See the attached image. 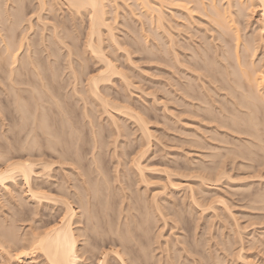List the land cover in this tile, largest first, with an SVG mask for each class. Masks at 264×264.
<instances>
[{"label":"bare ground","instance_id":"obj_1","mask_svg":"<svg viewBox=\"0 0 264 264\" xmlns=\"http://www.w3.org/2000/svg\"><path fill=\"white\" fill-rule=\"evenodd\" d=\"M11 1V0H10ZM13 2H14V0H12ZM61 1V3H63L65 6H66V9H68V11H69V13H70V15H74V14H78V13H82V14H86L87 15V17H88V24H87V29H86V36H85V38H86V46L87 47H89V50H90V53L92 52V54L93 55H95V56H97V58L100 60V61H102L103 62V64H104V67H103V69L102 70H100L98 73H96L95 75H92V76H86V78H85V86H84V83H83V86H84V88L82 87V90L84 89L85 91H82V90H80L79 88H78V84H79V82H81V81H79L82 77H80V75L82 74V72L81 71H79L78 72V69H80V66H78V64L77 63H74L73 62V59H75V61L76 60H79V59H77V57L78 56H75V54H77L76 52H75V49L74 48H72V46L69 44V42L67 43L64 39H68L69 37H72V35L70 34V32H68V33H66V34H64V32L62 33L63 35H60L61 34V32H60V30L58 31L57 30V28L54 26V27H51L50 28V30H51V32H53V33H51V35L50 34H48V36L46 35V34H44L46 37H49L50 38V40H54V38L56 39V41L57 42H51L50 40H49V38H46V40H44V39H42L41 38V40L39 41H37L39 44H40V42H42L43 40L44 41H46V42H50V44H49V42L47 43V44H49V45H47L46 43H45V48H44V43H42L43 45H41V47H43L45 50L47 49V57L44 55V58H46L45 60H47V62L45 61V64H43L42 62L44 61V58L42 57V55H40V53L41 54H43L42 53V48L41 47H39V48H37L36 50H35V48H36V46L38 45V43H36V45L34 44V48L32 47L31 48V46L33 45V43H32V41L31 42H29L28 41V36L26 35V34H24L23 35V37H22V32H23V30H24V26H22V28H21V30H22V32H20V31H18V30H20V29H18L19 27V25L21 24L22 25V21L23 20H25L24 19V16L23 15H20L19 14V12H20V10H21V7L18 9V7H17V9L19 10V11H17V12H14V11H12V9H14V5H12V3L13 2H11V4H9V3H6V0L5 1H3L2 3H1V1H0V86H1V84H2V86L4 87H0L1 88V92H0V95H2L3 93H4V95H2V96H4L5 97V100H3L2 98H1V96H0V102H1V105H0V110H1V112H0V132L1 133H7L8 134V132H11V131H15L14 133L12 132V135L11 136H14V137H11V138H17V137H20V134L22 133V132H24L23 134H22V136H23V140L25 141L24 142V144H23V140L21 139V141H18V140H20V138L17 140L18 141V144H20L19 146L18 145H16V146H18V148H19V150H20V148H21V150L22 149H24V150H22V151H24V152H26L27 151V156L23 153V154H20V153H17L19 150L18 149H16L15 151H16V153L13 151H10V152H6V153H2V152H4V150L1 152L2 154H3V156H2V159H1V161H0V186H2V187H7L8 189H9V187H10V191H13V193L11 192V198H14L15 196H19L20 195V193H19V190H20V188H23V191L22 190H20L21 192H24V193H22V194H24L23 195V197H25V200L26 201H28V200H31L33 203H35V205H36V203H38L39 205H37V206H44L43 205V203H45L46 202V200H50L51 202L53 201L54 203H59L60 205L58 206L57 204V206H58V208H57V213H58V216L56 215V217H58V218H55V219H53L52 217V221H50L49 219L47 220V218L49 217V216H45L46 217V219H45V221H44V219H43V214H41L40 216L42 217V219H43V221L44 222H42L40 219H38L39 221H41L42 222V224H39V226H37V224L36 225H32V230H31V232L30 233H28L27 235L24 233V235L21 233V234H19V233H17L18 232V230L17 231H15V227H16V225H14V223H16V221L18 220L19 221V218H20V220H21V218H22V216H20L19 218L17 217V215H15V214H18V213H21L20 211H18V213H15V214H13V213H11V214H6L5 216H4V214H3V216L4 217H2L1 216V213H0V256H2L3 258L6 256L9 260H11L12 262H14L15 264H26L25 262H27L28 264H34V263H30L31 261H33L34 260V262H35V259L38 257L39 258V256H40V258H39V260H38V262H37V260H36V262H35V264H80V263H82V262H80L79 263V261L81 260L82 261V256L85 254L84 253V251L86 252V250L89 252V251H92V249L93 248H90V250H88V249H86V247L85 246H82V244L84 245V243H85V241L84 240H88L87 238L91 235H93L94 236V234H98V231L100 230H97V228H98V226H99V224H100V228H101V226L103 225L102 223H98L97 224V220L98 219H96V215L98 216H100L101 215V213L102 212H95V211H98L99 210V208L100 207H98V206H100L99 204L101 203V204H105V206L103 205H101V207H102V210L105 212L106 210H107V212H108V210H109V212L111 211V215L112 214H114V219H115V221L114 220H112L113 219V217L112 216H109L108 214H110V213H105V216H106V214L110 217V221H109V218H107L106 217V220L105 221H107L106 223H108V224H106V226H107V228L109 227V229H107L108 231H109V233L108 232H106L107 230H105V234H103L104 232H101L102 230H103V227L105 226V224L103 225V227H102V229L100 230V232L99 233H101V234H103L105 237L107 236L106 235V233H108L109 234V237H108V239L110 238V240H108L107 238V240L106 239H104V240H106V243H107V241H108V245H110L106 250H105V248H104V251H102V252H100L101 251V249H98V250H100L99 252L98 251H96V250H94V251H96V254L97 253H99V257L97 258L98 260L95 262V264H111V263H109L108 262V255L109 254H111V256H113L114 258H112V259H114V262H115V264H224V260L226 261V259H229V257L228 258H226V256H229L230 254L232 255L234 252H235V250H234V252H231V253H229L230 252V250L232 249V248H230V247H232V242L234 241H232L231 243H229L230 244V246H228L227 247V245H226V248H225V251L223 252L222 251V249H217V250H220L221 252H216L215 250V252L217 253H215V254H213V253H211L210 252V254L212 255V256H210V254H208V252L205 254L204 252H206V251H204V240L203 241H201V244H200V240H198V237H196V234L194 233H192L191 234V232H194V231H196V230H188L190 233H188L187 235L185 234V233H187V232H183L182 233V237L181 238H178L176 235H175V232H174V235L176 236V238H174L173 239V242H172V240H168V238L167 239H165L166 237H169V236H166L165 234V236H163V232H162V227H164V226H169V227H171L170 229H172L174 226L175 227H177L176 225H177V223L180 221V222H182L183 220H186L185 219V216L187 215H185L184 217H183V214L184 213H182L181 212V210H180V212L182 213V214H180V212L178 211V212H176V211H172V208L171 207H169L170 209H171V211L172 212H170V209L167 207V206H169L168 204L169 203H166L165 201V203L162 201L161 203V205H160V201L158 202V200L160 199H155L154 197H155V195L154 194H152V193H155V192H152L151 194H150V196L151 195H153V196H151V198L153 197V199H152V202L150 201V203H148V200L145 202V200L146 199H143V197L141 198V195H140V197L137 199V201H136V195H135V199L134 200H131V199H133L132 197L129 199V196H131L130 194H129V192H132L131 190H130V187H129V189H127L129 192H127L128 194H124V191H126L125 190V188H127L128 186H130L131 184H132V182L131 181H128V182H131V184H128V182H127V184H128V186L126 187L125 186V188H124V186H122L121 185V182L123 181L122 179H125V178H123L122 177V179H120L121 180V182L120 183H118V182H116L114 179H116L117 177L119 178V176H120V171L117 173V170H118V166L115 168L116 169V173L118 174H116V173H114V174H116L117 175V177L116 178H114L116 175H114L113 176V180L112 181H114V184L113 185H115V183L116 184H118L119 185V188H118V186H117V190L118 189H120V190H122V191H119V193H120V195H121V193H122V198L121 197H119V199L118 200H120V201H118V200H116L117 198H114V196H112V200H116L117 201V204H115L114 206V208H112L111 209V207H113V203L114 202H112V200L110 199V196L109 195H111V194H109V193H111L112 192V190L116 187H114L113 188V186H111L112 187V190H110L109 189V186H110V184L112 185V183L111 182H109L110 181V175H109V177H108V174L110 173V172H108L107 173V171H105L106 169H104L105 168V166L103 167V169H104V171L105 172H101V167L102 166H100L103 162H101V161H99V162H97L98 160H97V156L96 155H98V153H92V155H91V160H89V164H91L92 165V163H94V165L93 166H95V164H96V168H94V169H96L97 170V172L98 173H100V174H98L97 172H95L96 173V175H101L102 176V181L100 180V182H99V180H98V178L96 179L95 177H94V179L95 180H92V178H93V176H95V174H94V170L92 171L93 173H90V171H91V167H90V165H89V169H86L87 167H84L85 168V170H84V172H83V169L84 168H82V163H81V167H80V170H82V172H83V176L79 173V174H77V175H81V176H77V175H75L76 177H81V178H83V180L82 181H80V180H78V181H80V182H78V184L79 183H82V184H79L80 186H78L77 185V182L75 183V181H77V180H75V179H73V181H72V178H71V184H67L66 185V187H64V185H63V183H60V182H62V180L63 179H65L64 181H66V177L65 178H63L62 180H60V182H59V184L56 186L54 183V185H55V187H57V188H55V190H57V193L56 194H53V193H51V191L52 190H54V188H52L51 187V182H50V184L48 185L47 184V186H45L46 184L45 183H47V182H49V181H47V182H45L44 183V181H45V179H44V181H39V180H42V179H39V180H37V177H35L36 179H34L33 180V173H34V166L37 164L36 163V161L38 160V162L40 161L41 162V160H39L40 159V157H37L35 160V162L32 160H30V156H31V149H35V146L34 145H36V147L38 146L39 147V143L38 142H36L37 140H34L35 138H37V136L38 135H42L45 139H43L42 137V139L43 140H45L46 142H47V144H48V147H51V148H56L55 147V145L57 144L58 145V143H61V147L60 148H58V149H55V150H59L58 152L60 153L59 154V157L61 158V159H64V160H70L71 161V163H72V161L74 162V164L72 165V166H74L75 164H76V166H77V164H78V166H80V163H78V162H81V160L79 161V160H77L78 159V152H77V150H76V148H77V143L79 142V141H74V139H79V138H77L78 137V135L81 133L80 131L81 130H79L78 128H75V127H77L78 126V124L79 123H81V120L79 121V123L76 121V123H78L77 125H75V118H74V120H73V118L72 119H70L71 121H73V123L71 122V124H69L70 123V121H68L67 123H65L66 122V120H67V118L69 117V115L71 114V113H69V114H67V115H65L64 113H62V111L64 112V108H65V106H66V104H67V102H66V104H64L65 106H64V108H63V103H61V98L58 96L59 94H60V90L58 89V86H54V83H52V82H55V80H57V78H56V76H57V71H59V69H58V63L57 62H59L60 60L59 59H57V57H59L58 56V54L60 53L59 52V50H61L62 49V45H64V47L63 48H65V50H66V48H67V60H66V62H68L67 64H65L64 63V65H67V68L66 69H68V67H69V69H70V72H68V74L70 73V77L71 78H68V79H70L71 81L70 82H67L68 83V85L71 87V89H70V93H71V95H70V93L69 92H67V93H69V95L72 97V98H74V99H72V98H70V99H72L73 101H72V104L74 105H76V98L78 97L77 95L78 94H80V92H81V94H86L84 97L82 96V98H84V99H86V96H87V94H88V96H87V99H88V97H93L94 99H96V101L97 102H99L98 104H96V105H98V107H101L102 108V106H103V109L102 110H99L100 112H102L103 110L105 111V112H103L104 114H108L107 116H111L110 118H112V117H114V116H116V113L118 114V115H120V114H122V115H126L127 117H129V119L130 118H132L133 120H134V123L137 125H135L139 130H141L140 131V133H142V136H143V138L147 141V143L149 144V142H148V140H149V137H150V139H151V134H153V133H150L149 131L151 130H149L148 128H147V126L146 125H148L147 124V122L149 123V119L147 120V122L145 121L146 119H147V117H145L146 119L144 120V118L142 117V116H139L138 114H137V111H138V109H137V111H133L130 107L131 106H129V104L128 105H125V104H127L128 102H127V100H126V102L127 103H125V102H123L124 100L122 99V98H125L126 99V97H121V100H123L122 101V104L120 103H116L115 104V101H113L114 103H112V101L111 100H108V98H106L105 96L107 95V91H104V92H106V94L105 93H103V94H105V96H103L102 95V91H100V84L103 82V81H106V82H110V77H111V74H115V72L118 70H115V65H114V63L112 62V60L108 57V54H106V52H105V50H104V48H103V46H101L102 44V42H103V36H102V31H104V30H102L103 28L102 27H104L105 28V30H106V32H107V29H108V27H110L109 26V24L108 23H106L107 21L106 20H108V19H106V17H105V8H104V1L105 0H60ZM110 1H112V0H110ZM109 1V2H110ZM114 1V0H113ZM112 1V2H113ZM116 1V0H115ZM114 1V2H115ZM137 1V3L138 4H140V5H142L141 7L143 8H147L146 9V11H144V14H145V12H146V14L148 13V10L150 9V11H156L157 13H158V16H157V18H155L157 21H158V25H159V22H161L160 21V19H161V15H160V13H161V11H160V8L159 7H157L158 5H160V4H156V3H154V4H152V1L151 0H136ZM160 0H157V2H159ZM165 0H162V3H167L166 4V6L167 5H171V4H173L174 6L175 5H179L181 8H187L188 9V7H187V5H186V3H189V1L190 2H192V0H172L170 3L169 2H164ZM177 1V2H176ZM185 2V3H183V2ZM207 1V0H206ZM219 1V0H218ZM218 1H216V0H208V2H205V0L203 1V0H193V2H194V4L196 5H194L195 7H196V10H194V11H197V8H198V10H202V7L204 8L203 9V11H204V13H206V15H208V18L207 19H209L210 18V20H213L212 22L210 21V20H208V22L210 21L211 23H215V24H211V25H214V27L216 28L217 27V29L219 28L220 30H219V32H217L216 34L219 36V40H221V42H224V45L222 46V47H220V50H219V47L218 46H216L217 47V49L219 50V52H221V53H217L218 54V59H216V56H215V54H214V52H212V50H211V52L213 53V56H215L213 59L211 58V59H209V56L211 57V54L209 53V50L211 49V48H203L204 49V52H203V54H205L204 56H208L207 58H205L206 59V61H204V62H206V64H204V62L202 61L201 63L203 64V68H204V70L208 73L207 74V76H209V78L207 77V76H205V74H206V72L205 73H202L203 71H199L200 69H198V70H195L196 72H197V75H198V71L200 72V73H202V75L204 74V76H205V78L204 79H206L205 80V82L207 81V89H209V86H208V84H210V83H213V82H215V83H218L217 85V87L218 88H216V87H214L215 86V83H213L214 85H212V88H211V86H210V91H204V95H203V98H202V95H201V97L199 98V97H197V96H199V92L197 93V95H195V96H193V93L194 94H196L195 93V91H197V89H196V86H195V84H194V86L193 87H195V89L196 90H194L193 89V93H192V95H191V92L192 91H190L189 89H191L192 88V86L189 84V85H187L188 87H189V89H185V91L182 89V87H181V91H183L184 93L187 91V90H189L190 91V95H189V91H188V99H189V97H191V96H193V97H195V98H198V100L200 99L201 100V103H199L200 104V106H202L203 104V102H204V107H200L201 109H204V112H203V110H202V112H203V114H204V119L206 120V121H208V120H211L212 122L213 121H215V122H213V129H211L212 131H209L210 129V127L209 128H206V130H205V132H209L208 133V136H204L205 138H206V140L207 141H205L204 140V145H202V146H204V149H205V151L208 149V151L207 152H205L204 151V159L205 158H207V159H211V163L212 164H210V165H208V163H204V174L201 172L200 174H202V175H204V179L203 178H201L200 176V174H197L196 173V178H199L200 177V180L202 181V182H204V181H212V183L213 182H216V185H217V182H220L221 181V179H223L222 177H225V175L227 176V173L229 172V171H227L226 170V168H225V160H224V158H223V160H214L213 158H216L218 155L220 156V155H224V154H228L229 153V155L232 157V158H230V162L231 161H235L236 162V160L235 159H237L236 157H240L241 158V160H239L240 162L238 163V165L240 164L242 167H249L251 164H252V161L253 162H256V161H254V160H257V163H258V161L260 160V158L262 159L261 160V162L263 161V156H264V104L263 105H261L263 102H264V100H262L263 98V96H262V94L261 95H259L260 94V91L261 92H264V83L262 82V79H264V50H262V54H260L259 56L260 57H258L259 58V60H258V58H257V60H258V63H254L255 62V60H254V62L251 64V66L249 67V64L247 63V61H249V60H247V61H245L244 60V58H245V53L244 52H249L250 54V56H252V54H253V56H254V53L256 52V46H254V45H256L255 43V41H253V42H255L254 44H253V42H251L250 41V37L252 36V34H251V36L249 35V37H248V35H246V37L245 38H247L246 40H242V45H241V47H240V43H239V37L241 36H239L238 35V32L240 33V31H237V29L236 28H238V27H236L235 28V21L233 22V20H235L236 18H238V17H236V15H235V13L237 14L238 13V15H239V12H240V10L243 12V11H245V10H247V9H249V7L250 6H248L247 5V2L251 5V6H253L252 4L254 3V1L253 0H246V3H243L244 1H238V0H236V1H238L239 3H240V6L242 5V4H245L244 6H248V8L246 9L245 8V10H243L242 8H240L239 6H237V5H235V4H233V0H225V2L223 3V4H221V2H222V0H221V2L219 1V4H218ZM224 1V0H223ZM235 1V2H236ZM252 1H253V3H252ZM16 2H18V0L16 1ZM38 2H39V12H38V19L39 20H41L39 17H40V14H41V11H42V9L43 8H45V1L44 0H38ZM107 2V1H106ZM154 2V1H153ZM175 4H174V3ZM193 2L191 3V4H193ZM217 2V3H216ZM108 3V2H107ZM160 3H161V1H160ZM161 3V4H162ZM242 3V4H241ZM137 4V5H138ZM157 6H156V5ZM199 4V5H198ZM226 4V5H225ZM236 4H238V3H236ZM135 5V4H134ZM224 5V6H223ZM232 5H235V7L237 6V7H239V12H237L236 11V9H235V11H234V15H235V19H232V18H234L233 16H232V12H231V10H230V8L232 7ZM255 5L257 6V7H260L259 8V10H260V14L258 15L259 16V30H261V31H263L264 30V0H255ZM162 6V5H161ZM160 6V7H161ZM172 6V5H171ZM177 6H175V7H177ZM178 6V7H179ZM194 6H192V7H194ZM199 6V7H198ZM202 6V7H201ZM221 8H220V7ZM106 7V6H105ZM140 9H141V7L140 6H138ZM164 7V6H163ZM162 7V8H163ZM170 7V6H169ZM192 7H190V9L192 8ZM234 7V6H233ZM242 7H243V5H242ZM255 7V6H254ZM161 8V9H162ZM201 8V9H200ZM244 8V7H243ZM16 9V8H15ZM165 9V8H164ZM170 9V8H169ZM187 9H186V11H187ZM190 9H188V10H190ZM238 9V8H237ZM144 10V9H143ZM166 10H168L167 8H166ZM163 11V10H162ZM169 11H172V10H169ZM168 11V12H169ZM203 11H202V14H203ZM165 12V11H164ZM247 12V11H246ZM22 13V12H21ZM143 13V12H142ZM191 13V12H190ZM79 14V15H80ZM145 14V15H146ZM150 14H151V12H150ZM164 14H166V12L164 13ZM241 14V16H243V15H245V14H243L242 15V13H240ZM107 15H108V12H107ZM106 15V16H107ZM203 15H205V14H203ZM205 15V16H206ZM209 15H210V17H209ZM75 16V15H74ZM73 16V17H74ZM148 16V15H147ZM150 16V15H149ZM148 16V17H149ZM246 16V15H245ZM42 17V16H41ZM207 17V16H206ZM43 19V18H42ZM150 19H152V16H150ZM27 20H29V19H27ZM38 20V21H39ZM238 20H240V19H238ZM238 20H236V21H238ZM30 21V20H29ZM28 21V22H29ZM86 21V22H87ZM151 21V20H150ZM156 21V22H157ZM40 22H42V21H40ZM153 22V21H152ZM155 22V23H156ZM163 23H164V21H163ZM237 23H239V22H237ZM40 24H42V23H40ZM31 25V24H30ZM42 25H44V23L42 24ZM57 25V24H56ZM60 25H62L61 23H60ZM59 25V26H60ZM155 25V24H154ZM156 25H157V23H156ZM107 26V27H106ZM161 26V25H160ZM159 26V27H160ZM236 26H237V24H236ZM18 27V28H17ZM28 27V26H27ZM26 27V28H27ZM58 27V26H57ZM162 27H164V26H162ZM29 28H31V27H29ZM28 28V29H29ZM157 28H158V26H157ZM211 28H213V27H211ZM15 29H18L17 30V32H19V33H21V37L23 38V40L25 39V41H24V43H22V40H21V42H19V43H16L15 44V41L13 40V33H14V31H15ZM27 29V30H28ZM53 29V30H52ZM110 29V28H109ZM241 29V28H240ZM44 30V29H43ZM42 30V31H43ZM111 30V29H110ZM161 30H163V29H161ZM160 30V31H161ZM216 30V29H215ZM215 30H214V32H215ZM57 31H58V33H60V34H58L57 33ZM109 31V30H108ZM164 31H165V33H166V29H165V27H164ZM168 31V30H167ZM261 31H259V32H261ZM26 32V31H25ZM105 32V31H104ZM162 32V31H161ZM11 33V34H10ZM18 33V34H19ZM160 33V32H159ZM164 33V32H163ZM164 33V34H165ZM230 33H231V36H229L230 35ZM157 34V33H156ZM167 34H169V33H167ZM225 34L227 35V36H229V37H231V39H232V37H233V41H234V43H233V41H231V39H228V40H230L231 42L228 44V45H230V46H232V47H230V46H226V47H224L225 46V44L227 43V41H226V37H225ZM256 34V33H255ZM17 35V34H16ZM42 35V32H41V34H40V36ZM52 35H54V37H53V39H51L52 37ZM71 35V36H70ZM104 35V34H103ZM109 35V34H108ZM112 35L113 34H111V35H109L110 36V41L111 40H115L114 39V37L112 38ZM166 35V34H165ZM174 34H172V36H173ZM257 35V34H256ZM255 35V38L254 39H256V36ZM67 36V37H66ZM108 36V37H109ZM157 36V35H156ZM155 35H154V37H156ZM160 36H161V33H160ZM159 35H158V37H160ZM169 36H171V35H167V37H169ZM218 36H216V38L218 37ZM254 36V35H253ZM258 36L259 37H257L258 39L257 40H261V38H263L264 39V34H258ZM15 37H18V36H15ZM14 37V38H15ZM41 37H44L43 35L41 36ZM66 37V38H65ZM164 37V36H163ZM201 37V36H200ZM200 37H199V40H200ZM215 37V36H214ZM213 37V38H214ZM225 37V38H224ZM229 37H227V38H229ZM243 37V38H244ZM261 37V38H260ZM74 38V37H73ZM73 38H70L71 40H74ZM112 38V39H111ZM136 38H137V36H136ZM161 38V37H160ZM160 38L159 39H157V37H156V40L158 41V40H160ZM202 38V37H201ZM204 38V37H203ZM202 38V39H203ZM249 38V39H248ZM17 39V38H16ZM21 39V38H20ZM58 39V40H57ZM109 39V38H108ZM163 39V38H162ZM169 39H172V37H170ZM251 39H253V38H251ZM253 39V40H254ZM14 41V43H13V41ZM30 40V39H29ZM31 40H33V39H31ZM166 41V39H163V41ZM204 40V39H203ZM202 40V41H203ZM208 39H205L203 42H205L206 43V41H207ZM213 40H216L215 38L213 39ZM218 40V41H219ZM248 40V41H247ZM17 41H20V40H18L17 39ZM16 41V42H17ZM135 41H136V39H135ZM137 41H138V39H137ZM136 41V42H137ZM156 41V42H157ZM161 41V40H160ZM159 41V42H160ZM164 41V43H166ZM174 41V36H173V40L171 41V44H173V45H175L174 43L175 42H173ZM209 41H210V39H209ZM262 41H264V40H262ZM67 44H66V43ZM71 42V41H70ZM155 42V43H156ZM168 42V41H167ZM180 42H184V41H180ZM186 42V41H185ZM250 42V43H249ZM259 42V41H258ZM34 43H35V41H34ZM55 43H57V45H59L58 47H56V48H59V49H54L55 48V46H56V44ZM71 43H73V42H71ZM111 43V45H113V43H112V41L110 42ZM162 44L160 45V46H162V45H164V47L165 46H168V45H166V44H163V42H161ZM188 43V42H187ZM189 43H191V42H189ZM202 43V42H201ZM204 43V44H205ZM211 43V42H210ZM209 43V44H210ZM253 45H252V44ZM22 44H24V47L26 46V49H25V52H24V49L22 50V52H24L23 53V55L22 54H18V51L21 49V46H22ZM158 44V43H157ZM167 44H169V42L167 43ZM171 44H169V46L171 45ZM182 44V43H181ZM193 44V43H192ZM192 44H190V45H192ZM194 44H196V43H194ZM204 44H202V46L204 45ZM258 44H260V43H258ZM257 44V45H258ZM264 44V43H263ZM62 47H61V46ZM70 45V46H69ZM72 45H74V44H72ZM188 45V46H187ZM185 44L184 45V47L186 48V46H187V49L189 48V50H190V54L192 55V56H194L196 59H197V57H200V55L199 56H197L195 53H194V50L193 49H190L191 48V46L189 47V44ZM211 45V44H210ZM209 45V46H210ZM219 45V44H218ZM51 46L53 47V48H51ZM75 46V45H74ZM172 46V45H171ZM170 46V47H171ZM208 46V43H207V45H206V47H209ZM214 46H215V44H214ZM60 47H61V49H60ZM86 47V48H87ZM159 46L157 45V48H158ZM169 47V48H170ZM175 47V46H174ZM184 47H183V49H184ZM196 47H200V44L198 45V41H197V46ZM195 46H194V49L196 48ZM210 47H212V46H210ZM142 47H140V49H141ZM166 48V47H165ZM165 48H162L163 50L165 49ZM168 48V47H167ZM166 48V49H167ZM172 48V47H171ZM171 48L169 49V52H170V50H171ZM192 48H193V46H192ZM241 48V49H240ZM258 48V47H257ZM264 48V47H263ZM43 49V52L45 53V50ZM76 49H77V46H76ZM127 49V48H126ZM126 49H124V50H126ZM137 49V48H136ZM139 49V48H138ZM173 49V48H172ZM176 49V48H175ZM203 49H201V48H199V49H197V50H199V52H200V50H203ZM206 49H209L208 50V53L210 54V55H208V53L207 52H205V50ZM213 49H215L216 50V48H214L213 47ZM40 50H41V52H40ZM57 50H58V52L59 53H57ZM142 50H144V48L142 49ZM191 50H193V53H191ZM21 52V51H20ZM21 52V53H22ZM37 52H40V53H38L37 54ZM61 52H62V50H61ZM109 52V51H108ZM152 52V50L150 49V52H148V50H147V53H151ZM154 52V51H153ZM152 52V53H153ZM161 52H162V50H161ZM166 52H168V50H166ZM171 52L173 53V50H171ZM170 52V53H171ZM175 52H176V50H175ZM175 52H174V57H175ZM241 52V54L242 55H240L239 53ZM243 52V53H242ZM45 53V54H46ZM79 53L80 52H78V55H79ZM89 53V52H88ZM128 53H130V52H128ZM151 53V54H152ZM162 53H164V52H162ZM201 53V52H200ZM200 53H198V54H200ZM167 54H169V53H167ZM221 54V55H220ZM256 54V53H255ZM35 55H38V57L39 58H37V56H35ZM66 55V54H65ZM84 55H85V53H84ZM128 55V54H127ZM130 55V54H129ZM154 55H156V54H154ZM153 55V56H154ZM171 55V54H170ZM171 55V56H172ZM179 55V54H178ZM177 55V56H178ZM190 55V56H191ZM220 55V56H219ZM21 56V57H20ZM74 56H75V58H74ZM80 56V55H79ZM83 56V55H82ZM82 56H80V57H82ZM113 55H111V57H112ZM172 56V58H174ZM176 56V57H177ZM202 57H203V55H201ZM246 56H247V53H246ZM252 56V57H253ZM94 57V56H93ZM149 57H152V56H150L149 55ZM175 57V58H176ZM185 57V56H184ZM188 57V56H187ZM41 58V59H40ZM42 58H43V60H42ZM52 58V59H51ZM62 58V57H61ZM79 58V57H78ZM113 58V57H112ZM171 58V59H172ZM191 58V57H190ZM195 58H194V63L192 62V60L191 59H189V61L191 62V63H193V65L194 66H196V64L197 63H200V60H199V58L197 59V60H199V62H197V60H195ZM82 61H83V59H84V57H83V59L82 58H80ZM193 59V58H192ZM204 58H202V60H203ZM216 59V60H215ZM253 58H251V60H252ZM57 60H59V61H57ZM86 60V59H85ZM174 60V59H173ZM177 60H179V58H177ZM256 60V61H257ZM55 61H57V62H55ZM174 61H176V59L174 60ZM184 61H185V58H184ZM186 61H188V60H186ZM79 62H81V61H79ZM170 62H172V61H170ZM219 62V64L220 65H218L217 63ZM18 63V64H17ZM47 63V64H46ZM54 63H56L57 64V66H56V64H54ZM81 63H83V62H81ZM175 63V62H174ZM179 63H180V60H179ZM179 63H175L176 65H180V64H183L182 62L179 64ZM250 63H251V61H250ZM61 64V63H60ZM76 64H77V66L79 67H76ZM254 64V65H253ZM255 64H258V65H256L255 66ZM83 65H85V63L83 64ZM174 65V64H173ZM185 65H188L189 66V64L188 63H186ZM197 65H199V64H197ZM260 65V66H259ZM170 66V65H169ZM182 67H184L183 65H181ZM187 66V67H188ZM199 66H202L201 64L199 65ZM199 66H196V69L197 68H199ZM260 67V71H261V73H260V71H258L257 69ZM59 67H61V66H59ZM82 67V66H81ZM84 68H83V73L84 72H86L85 70V68H86V66H83ZM171 67V66H170ZM222 67V68H221ZM258 67V68H257ZM77 68V69H76ZM178 68H180V67H178ZM178 68H176V69H178ZM185 68V67H184ZM190 68V67H189ZM201 68V67H200ZM85 69V70H84ZM173 69H175V68H173ZM176 69H175V71H176ZM114 70H115V72H114ZM192 70L194 71V69H193V67H192ZM191 70V71H192ZM63 71V70H62ZM65 71V70H64ZM174 71V72H175ZM60 72V71H59ZM81 72V73H80ZM120 72H122V71H117V73H120ZM178 72V71H177ZM195 72V73H196ZM216 72H218V73H216ZM259 72V73H258ZM184 73V72H183ZM182 73V74H183ZM199 73V74H200ZM262 73H263V76H262ZM66 74V73H65ZM85 74H87V72L85 73ZM121 74V73H120ZM123 74V73H122ZM125 74V73H124ZM123 74V75H124ZM188 74V73H187ZM62 75H64V74H62ZM116 75H118V74H116ZM181 75V74H180ZM186 75V74H185ZM191 75V74H190ZM201 75V74H200ZM59 76H61V74L60 75H58V78H59ZM68 76V75H67ZM113 76V75H112ZM125 76V75H124ZM123 76V77H124ZM171 76V75H170ZM187 76V75H186ZM62 77V76H61ZM80 77V78H79ZM85 77V76H84ZM83 77V78H84ZM122 77V76H121ZM120 76H119V78H121ZM128 77V76H127ZM184 77V76H183ZM182 77V78H183ZM201 77V76H200ZM203 77V76H202ZM263 77V78H262ZM66 78V79H67ZM180 78V77H179ZM179 78H176V79H179ZM187 78V77H186ZM197 78V77H196ZM207 78L209 79V80H211L212 79V81H210L209 83H208V80H207ZM124 79V78H123ZM176 79H174V80H176ZM184 79H185V77H184ZM191 79V78H190ZM201 79V78H200ZM203 79V78H202ZM61 80V79H60ZM59 80V81H60ZM63 80V79H62ZM84 80V79H83ZM82 80V81H83ZM109 80V81H108ZM126 80V79H125ZM124 80V81H125ZM180 80H183V79H180ZM186 80V79H185ZM188 80V79H187ZM66 80H64V82H65ZM127 81V80H126ZM191 81V80H190ZM193 81V80H192ZM191 81V82H192ZM196 81V80H195ZM200 81V80H199ZM62 82V81H61ZM113 82V81H112ZM178 82V81H177ZM188 83H189V81H187ZM190 82V83H191ZM197 82V81H196ZM57 83H58V80H57ZM60 83V82H59ZM66 83V84H67ZM103 83H105V82H103ZM102 83V84H103ZM128 83V82H127ZM130 83V82H129ZM128 83V84H129ZM185 83V82H184ZM188 83H186V84H188ZM56 84V83H55ZM81 84V83H80ZM127 84V85H128ZM179 84H180V82H179ZM200 84H201V82H200ZM199 84V85H200ZM203 84V83H202ZM201 84V85H202ZM204 84H206V83H204ZM203 84V85H204ZM23 87H22V86ZM26 85L27 86H29V87H26ZM59 85V84H58ZM61 85V84H60ZM67 85V86H68ZM105 85V84H104ZM111 85H112V83H111ZM110 85V86H111ZM65 86V85H64ZM64 86H63V89H64ZM66 86V87H67ZM81 85H79V87H80ZM108 86V85H107ZM129 86V85H128ZM177 86H179V85H177ZM182 86H184V85H182ZM65 87V88H66ZM162 87V86H161ZM185 87H186V85H185ZM191 87V88H190ZM197 87H199V86H197ZM201 87V86H200ZM205 87V86H204ZM204 87H201L202 89H206V88H204ZM3 88V89H2ZM60 88V87H59ZM102 88V87H101ZM105 88V87H104ZM104 88H102L103 90H104ZM165 88V87H164ZM61 89V88H60ZM62 89V90H63ZM66 89H68V88H66ZM110 89V88H109ZM108 89V90H109ZM163 89V88H162ZM217 89H221V90H224V92H222V94L221 95H223V97L222 98H225V101H224V99H222L223 100V102L220 100V99H218V100H220L219 101V103L221 102V104H219V105H217L215 102H216V98H215V95L217 96V94H219L218 93V91H217ZM3 90V91H2ZM65 90V89H64ZM63 90V91H64ZM106 90V89H105ZM201 90V89H200ZM60 91V92H59ZM130 91V90H129ZM164 91V90H163ZM198 91H199V89H198ZM203 91V90H202ZM3 92V93H2ZM170 92V91H169ZM25 93L27 94V95H25ZM62 93V92H61ZM109 93V92H108ZM166 93V92H165ZM182 93V92H181ZM181 94V96L182 95H185V94ZM81 94H80V96H81ZM118 94V93H117ZM131 94V93H130ZM150 94H152V93H150ZM166 94H168V96H169V93H166ZM165 94V95H166ZM171 94V93H170ZM201 94H203L202 92H201ZM65 95H67V94H65ZM69 95H67V96H69ZM111 95V94H110ZM126 95H128L129 96V94H126ZM132 95V94H131ZM155 94H153V96H154ZM29 97V99H31V100H29V99H27V97ZM69 96V97H70ZM79 96V97H80ZM125 96V95H124ZM167 96V97H168ZM214 96V97H213ZM260 96H262L261 97V99H260ZM113 97V96H112ZM114 97H115V95H114ZM118 97V96H117ZM131 97V96H130ZM192 97V99H194ZM81 98V97H80ZM82 98H81V100H82ZM127 98H129V97H127ZM154 98V97H153ZM34 99V100H33ZM69 98L67 97V100H68ZM69 99V100H70ZM83 99V100H84ZM132 99V98H131ZM168 99H170V98H168ZM171 99H172V97H171ZM181 99V98H180ZM186 100H188L187 99V97L185 98ZM33 100V103H30L31 101ZM52 100V101H51ZM63 100H64V98H63ZM79 100V99H78ZM82 100V101H83ZM113 100V99H112ZM115 100H116V98H115ZM173 100V99H172ZM200 100L198 101V102H200ZM90 101V100H89ZM111 101V102H110ZM129 101H130V99H129ZM189 101H190V99H189ZM194 101H197V99L195 100L194 99ZM203 101V102H202ZM215 101V102H214ZM263 101V102H262ZM85 102V101H84ZM87 102V101H86ZM94 102V101H93ZM117 102V101H116ZM118 102H119V100H118ZM174 102H176L177 104L180 102H177V101H174ZM227 102H230V103H227ZM10 103L11 104H13V106H12V108L14 107V111L16 112V110H17V114H18V116H17V114H16V118H17V122H18V125H17V123L15 122L14 123V121L16 120V118H12V113H11V117H9L8 115H9V112L10 111H7L8 113L6 114L5 112H2L3 111V108H4V110H5V106H10ZM53 103L55 104V106H53V107H56L57 108V112L59 113L58 114V117H59V115H60V112L62 113V114H64L65 116V119H64V117H63V115L61 114L60 116H62V118L65 120H63L61 117H60V120H62V122L59 120V123H61L60 125H61V127H60V125H59V123H58V126H59V128L58 129H56L58 126L56 125V123L54 124L55 126H53L51 123L53 122V121H55L53 118H50V116H49V119H48V114L49 113H47L48 112V109L50 110V104L51 105H53ZM79 103V102H78ZM77 103V104H78ZM88 103V102H87ZM86 103V105L88 106V104ZM96 102H94V104H95ZM132 103V102H131ZM190 103V102H189ZM191 103H192V101H191ZM229 104V105H231V106H229V105H227V104ZM48 104V105H47ZM70 104V103H69ZM167 104V103H166ZM183 105L184 103H182V101H181V103H180V105ZM186 105H187V103H185ZM202 104V105H201ZM32 105L34 106V107H32ZM74 105V106H75ZM82 105H85V104H83V102H82ZM131 105V104H130ZM134 105V104H133ZM136 105V104H135ZM165 105V104H164ZM179 105V104H178ZM177 105V106H178ZM190 105V104H189ZM195 105V104H194ZM214 105H216L217 107L215 108V107H213ZM39 106V107H38ZM47 106V107H46ZM49 106V107H48ZM91 106H93L92 104L90 105V106H88V107H90L91 108ZM137 106V105H136ZM167 106V105H166ZM38 107V109H36ZM52 107V108H53ZM68 107V106H67ZM78 107V106H77ZM93 107H95V106H93ZM164 107V106H163ZM188 107V106H187ZM194 107V106H193ZM198 107H199V105H198ZM196 108V109H194V110H196L197 112L199 111H201V109L200 108ZM2 108V109H1ZM55 108V109H56ZM70 108V107H69ZM76 108V107H75ZM100 108V109H101ZM132 108H133V106H132ZM139 108V107H138ZM189 108L191 109V105L189 106ZM189 108H186L185 107V109H188V111H189ZM195 108V107H194ZM40 109V110H39ZM62 109V111H60ZM86 109H87V107H86ZM86 109H84V107L82 108V113L84 114L85 112L83 111V110H86ZM184 109V111H186ZM198 109V110H197ZM216 109V110H215ZM38 110L39 111V113L40 114H38L36 111ZM52 110V109H51ZM65 110H67V109H65ZM78 110V109H77ZM88 110V109H87ZM91 110H93V109H91ZM91 110H89L90 112H87V113H85L86 115L88 114H90L91 116L93 115V113H91L92 111ZM98 110V109H97ZM116 111V113L114 114L113 112H111V111ZM142 110V109H141ZM145 110V109H144ZM143 110V111H144ZM147 110V109H146ZM164 110H165V107H164ZM52 111H55L54 109L52 110ZM69 111V110H68ZM73 111V110H72ZM93 111H95V109L93 110ZM139 111H140V109H139ZM165 111H167V110H165ZM187 111V112H188ZM190 111H193V110H190ZM189 111V112H190ZM70 112H71V110H70ZM75 112V111H74ZM73 112V113H74ZM147 112V111H146ZM202 112H200L201 114H202ZM28 113H29V115L31 116V117H29V115H28ZM54 113V112H53ZM76 113H78V112H76ZM120 113V114H119ZM142 113V112H141ZM192 113V112H191ZM194 113V112H193ZM14 114V113H13ZM55 114H56V112H55ZM96 114V113H95ZM143 114V113H142ZM169 114H170V111H169ZM195 114V113H194ZM5 115V116H4ZM28 115V116H27ZM52 115V114H51ZM75 117H76V115L75 114H73ZM72 114H71V116H73ZM87 115V116H88ZM121 115V116H122ZM196 115H198V113L196 114ZM4 116V117H3ZM14 116V115H13ZM53 116H55V115H53ZM66 116H67V118H66ZM82 116H84V115H82ZM85 117V118H89V117H91V116H89V117ZM94 116V115H93ZM107 116L105 115V117H106V119H107ZM125 116V117H126ZM146 116H147V114H146ZM149 116V115H148ZM202 116V115H201ZM7 118V120H6V122L7 121H9L10 123H13V124H8L9 122H5V120H4V118ZM28 117V118H27ZM5 118V119H6ZM29 118H32V119H29ZM77 118H78V116H77ZM92 118V117H91ZM118 118V117H117ZM122 118V117H121ZM124 118V117H123ZM55 119H56V117H55ZM57 119H59V118H57ZM69 119V118H68ZM79 119H80V117H79ZM101 119V118H100ZM104 119V118H103ZM113 119H115V118H113ZM120 119V118H119ZM117 120L118 121V123H121V125H122V123H123V121H121V120ZM132 119H130V120H132ZM208 119V120H207ZM30 120V121H29ZM52 121V122H50V121ZM124 120V119H123ZM132 120V121H133ZM20 121V122H19ZM49 121V122H48ZM57 121V120H56ZM92 121H94V117H93V119L91 120V123H92V125H93V123L94 122H92ZM108 122L110 121V120H107ZM113 121V120H112ZM115 121V120H114ZM119 121H121V122H119ZM132 121H131V123H132ZM210 121V122H211ZM90 122V120L88 119V122L87 123H89ZM125 122H127V121H125ZM128 122H129V120H128ZM210 122L208 121V124H210ZM64 123V124H63ZM109 123H111V122H109ZM108 123V124H109ZM115 123H116V121H115ZM134 123L132 124V125H134ZM204 123H205V121H204ZM207 123V122H206ZM215 123V124H214ZM6 124L7 125H9V126H7L6 128H8V129H6L5 128V126H6ZM15 124H16V126H15ZM66 124L68 125V127L66 126ZM82 124V123H81ZM90 124V123H89ZM212 124V123H211ZM14 125L15 127H16V129H18L17 131L16 130H14L15 129V127L13 128L12 126ZM74 125V126H73ZM92 125H90V126H92ZM94 125H96V124H94ZM93 125V126H94ZM120 125V124H119ZM120 125V126H121ZM125 125V124H124ZM127 125V124H126ZM130 125V124H129ZM139 125V126H138ZM18 126V127H17ZM55 127L54 129H52L53 127ZM57 126V127H56ZM64 126H66V127H64ZM89 126V127H90ZM98 126V125H97ZM96 126V127H97ZM109 126H111V125H109ZM205 126V125H204ZM11 127V128H10ZM63 127H64V129H63ZM80 127V126H79ZM116 127V126H115ZM122 127H123V125H122ZM121 127V128H122ZM225 129H224V128ZM67 128V130H70V132L69 131H67V135L68 136H70V137H68V136H66V138H65V135L66 134H63L64 132L62 131V132H60L59 130L61 129V130H64L65 131V129ZM69 128V129H68ZM92 128V127H91ZM90 128V129H91ZM94 128V127H93ZM92 128V129H93ZM97 128H98V130H97ZM96 128V131H99V127H97ZM111 128V127H110ZM119 127L117 126V129H118ZM127 128V127H126ZM130 128V127H129ZM134 128V127H133ZM150 128V127H149ZM224 129V130H222V131H220V129ZM8 131V132H6V130ZM13 129V130H12ZM81 129V128H80ZM91 129V132H93V130ZM115 130H116V128H114ZM209 129V130H208ZM2 130V131H1ZM11 130V131H10ZM78 130H79V132H78ZM101 130V129H100ZM119 130V129H118ZM121 130V129H120ZM124 130V129H123ZM122 130V131H123ZM134 130H136V129H134ZM125 131V130H124ZM127 131H129V130H127ZM126 131V132H127ZM112 132V131H111ZM115 132V131H114ZM117 132V131H116ZM120 132V131H119ZM132 132V131H131ZM130 132V133H131ZM139 132V131H138ZM153 132V131H152ZM0 133V135H2ZM76 133H77V135H76ZM97 135V133L96 132H93L92 134L90 133V136H94L95 134ZM113 133V132H112ZM111 133V134H112ZM123 133V132H122ZM121 133V134H122ZM129 133V132H128ZM14 134V135H13ZM18 134H19V136H18ZM115 134V133H114ZM207 134V133H206ZM10 135V134H9ZM17 135V136H16ZM96 135L93 137L94 139H96L97 137H96ZM132 135H134L133 134V132H132ZM141 135V134H140ZM187 135H189V133L187 134ZM191 135L192 134H190L189 135V137H190V139H191V141H192V138L193 137H191ZM194 135V134H193ZM192 135V136H193ZM80 136V135H79ZM112 136L113 135H111V139H110V141L109 142H111V140H114V139H112ZM115 136V135H114ZM123 136H126V135H123ZM122 135L120 136V137H123ZM127 136H129L128 134H127ZM139 136V135H138ZM142 136H141V143H143L144 144V146H143V144L141 145V143H138V142H136L137 144H139V147L141 146L142 148H141V154L139 155V153H138V155H136L137 153H136V151H135V153H133V154H135L136 156H142V153L144 152V149H146L145 147H147L145 144H147L144 140V142L142 141ZM155 136V135H154ZM2 137V136H1ZM4 137H6V136H4ZM74 137H76V138H74ZM96 137V138H95ZM98 137H99V140H100V134L98 135ZM118 137V136H117ZM116 137V138H117ZM119 137V138H120ZM130 138H134L133 136L131 137V136H129ZM194 137L197 139V137L194 135ZM7 138V137H6ZM25 138L27 139V140H25ZM30 138V139H29ZM40 138V137H39ZM39 138H37V139H39ZM40 138V139H41ZM70 138V139H69ZM71 138H73V139H71ZM92 138V142L94 141V139ZM124 138V137H123ZM154 139H155V137H153ZM194 138V139H195ZM5 141L4 142H6V139L5 138H3ZM3 139H0V141L1 140H3ZM91 139V138H90ZM125 139H127V138H125ZM156 139H157V137H156ZM193 139V140H194ZM12 141H14L13 139H11ZM42 140V141H43ZM73 142H72V141ZM97 140V139H96ZM101 140H102V138H101ZM100 140V141H101ZM131 140V139H130ZM137 140V139H136ZM159 140V139H158ZM39 141V140H38ZM98 141V140H97ZM97 141H94V143L95 142H97ZM103 141H105V140H102L101 141V145H102V142ZM117 141V140H116ZM124 141V140H123ZM127 141H128V139H127ZM154 141V140H153ZM153 141H152V143H153ZM161 141V140H160ZM188 141V140H187ZM7 142H9L8 140H7ZM6 142V143H7ZM23 144H21V143ZM46 142H43V143H46ZM91 142V143H92ZM108 142V143H109ZM114 142V141H113ZM126 142V141H125ZM189 142V141H188ZM202 143V141H194L193 143ZM9 143H11V142H9ZM8 143V145H10V146H12L11 144H9ZM14 143V142H13ZM12 143V144H13ZM15 143H16V141H15ZM42 143V144H43ZM107 143V142H106ZM118 143V142H117ZM120 143V142H119ZM160 143H162V142H160ZM190 143H192V142H190ZM198 143L197 144H192V145H196V146H198ZM4 144V143H3ZM76 144V145H75ZM97 144H98V142H97ZM104 144V143H103ZM111 144V143H110ZM110 144H109V146H110ZM116 144V143H115ZM147 144V145H148ZM155 144V143H154ZM0 145H1V143H0ZM15 145V144H14ZM41 145V144H40ZM45 145V144H44ZM56 145V146H57ZM91 145H93V143L91 144ZM95 145V144H94ZM94 145L92 146V147H90L91 148V152L94 150L95 152H98V150H100V149H98V145H96V147H97V151L95 150V147H94ZM100 145V146H101ZM105 145V144H104ZM123 145V144H122ZM122 145H121V147H122ZM127 145H128V143H127ZM130 145H131V143H130ZM201 145H199V147H201V148H203ZM229 145H231V146H229ZM2 146V145H1ZM0 146V147H1ZM5 146V145H4ZM79 146V145H78ZM116 146H118L119 147V145H116ZM137 147H138V145H136ZM195 146V147H196ZM3 147V146H2ZM6 147V146H5ZM33 147V148H32ZM41 147V146H40ZM40 147H39V149H40ZM45 147H47V146H45ZM47 147V148H48ZM80 147V146H79ZM112 147V146H111ZM124 147V146H123ZM13 148H14V146H13ZM42 148H43V146H42ZM47 148H45V149H47ZM94 148V149H93ZM102 148V147H101ZM115 148V147H114ZM133 148H135V147H133ZM148 148V147H147ZM221 148H222V150H223V148H225L224 149V152H226V153H224L222 150H221ZM1 149V148H0ZM7 149V148H6ZM8 149H10V148H8ZM7 149V150H8ZM38 149V150H39ZM44 149V150H45ZM80 148H78V150H79ZM118 149V148H117ZM138 149V148H137ZM12 150H14V149H12ZM18 150V151H17ZM20 150V151H21ZM43 150V149H42ZM43 150V151H44ZM122 150V149H121ZM120 150V151H121ZM147 150V149H146ZM145 150V151H146ZM210 150V151H209ZM221 150V151H220ZM19 151V152H20ZM21 151V152H22ZM36 151H37V149H36ZM57 151H56V153H57ZM80 151V150H79ZM120 151H119V154H120ZM260 151L262 152V153H260ZM33 152L34 153H36L34 150H33ZM45 152V151H44ZM47 152V151H46ZM77 152V153H76ZM90 152V151H89ZM100 152V151H99ZM113 152V151H112ZM118 152V151H117ZM129 152V151H128ZM128 152H126V154H128ZM147 152H148V150H147ZM146 152V153H147ZM221 152V153H220ZM223 152V153H222ZM0 153V154H1ZM34 153H32V155L34 154ZM37 153L39 154V155H41V154H43L42 152L41 153H39V151H37ZM49 153V152H48ZM80 153V152H79ZM114 153H115V150H114ZM121 153H123V152H121ZM145 153V152H144ZM145 153V154H146ZM47 154V153H46ZM80 154H82V153H80ZM100 154L101 153H99V156H100ZM118 154V155H119ZM125 154V153H124ZM126 154H125V156H126ZM132 154V155H133ZM34 155H36V154H34ZM38 155V156H39ZM50 155V154H49ZM58 155V154H57ZM61 155V156H60ZM114 155V154H113ZM112 155V156H113ZM144 155V154H143ZM147 155V154H146ZM228 155V156H229ZM37 156V155H36ZM44 156V155H43ZM63 156V157H62ZM82 156V155H81ZM80 156V157H81ZM122 156V155H121ZM124 156V155H123ZM135 156V157H136ZM14 157H17V158H14ZM33 157H35V156H32V158ZM55 157V156H54ZM101 157V156H100ZM117 157H120V156H117ZM127 157V156H126ZM131 157H133V159L134 160H132L131 162H133L134 163V165H135V167L133 166V163L131 164V162H130V164L135 168V170H138V176H137V179H138V181H136V182H138V184H136V186L137 187H139V184L142 182V184H144L143 185V187L145 186V184L146 185H148V184H152L151 182H154V180L153 181H151V182H149V180H150V178H152V176L150 177V176H147L146 175V173L145 172H147V171H151V169H149V170H147V169H145L146 167L144 166V162H143V164H141L142 162H140V160H138V158L136 157V158H134V156H131ZM145 157V156H144ZM260 157V158H259ZM42 158V157H41ZM57 158V157H56ZM103 159H104V157H102ZM99 159H101V158H99ZM102 159V160H103ZM118 159V158H117ZM121 159V158H120ZM139 159H140V157H139ZM259 159V160H258ZM43 160V163H41V168L42 169H44L43 171H45L46 170V168H48L50 165H52L50 162H45L44 160L45 159H42ZM122 160V159H121ZM131 160V159H130ZM208 160V161H209ZM227 160V159H226ZM244 160L246 161V160H248L247 162H249V163H246V162H244ZM104 161V160H103ZM117 161V160H116ZM118 161H120L119 159H118ZM118 161H117V163H118ZM142 161V160H141ZM36 163L35 165H34V163ZM52 162V161H51ZM91 162V163H90ZM101 162V163H100ZM122 162V161H121ZM250 162H251V164H250ZM260 162V161H259ZM57 163H58V161H57ZM129 163V162H128ZM40 164V163H39ZM98 164H100L99 166H97ZM116 164V163H115ZM120 164V163H119ZM129 164V166L126 164V166H128V167H130L131 165ZM147 164V163H146ZM255 164V163H254ZM88 165V164H87ZM118 165V164H117ZM201 166H202V164H200ZM253 165V164H252ZM251 165V166H252ZM77 166V167H78ZM121 166H122V164H121ZM121 166H120V168H121ZM200 166V167H201ZM250 166V167H251ZM51 167V166H50ZM100 167V168H99ZM75 169H77L76 167H74ZM131 168V167H130ZM72 169V168H71ZM92 169H93V167H92ZM114 169V167H113V170H115ZM122 169V168H121ZM198 169H201V168H198ZM49 170V169H48ZM48 170H46L47 171V173H48ZM69 170V169H68ZM79 170V167H78V169L76 170V172ZM79 170V171H80ZM87 170V171H86ZM131 170V169H130ZM147 170V171H146ZM159 170V169H158ZM157 170V168H156V171H158ZM164 170V169H163ZM41 171V170H40ZM50 171V170H49ZM132 171H133V169H132ZM150 171H149V173H150ZM162 171V169H160V172ZM167 171V170H166ZM171 170H169V172H170ZM201 171H202V169H201ZM227 171V172H226ZM75 172V173H76ZM81 172V173H82ZM124 172V171H123ZM152 172H154V171H151V175H152ZM169 172H162V173H166V174H169ZM172 172V171H171ZM36 173V172H35ZM41 173V172H40ZM74 173V172H73ZM105 173V174H104ZM136 173V174H137ZM174 173V175L175 174H177V172H173ZM44 174H46V173H44ZM43 173H42V176L44 175ZM49 174V173H48ZM93 174V175H92ZM107 174V175H106ZM133 174H135V173H133ZM148 174V173H147ZM165 174V175H166ZM181 174V173H180ZM35 175V174H34ZM47 175V174H46ZM71 175H72V173H71ZM106 175V176H105ZM171 175V174H170ZM173 175V174H172ZM171 175V176H172ZM198 175H200L199 177H198ZM230 175V174H229ZM45 176V175H44ZM86 176V177H85ZM89 176H91V177H89ZM101 176H99L100 178H101ZM122 176V175H121ZM121 176H120V178H121ZM169 176V175H168ZM185 177H186V175H184ZM183 175H182V177H184ZM194 176V175H193ZM192 176V177H193ZM194 176V177H195ZM72 177V176H71ZM147 177H149V179L147 178ZM167 177V176H166ZM107 178H109V179H107ZM117 178V179H118ZM136 178V177H135ZM158 178H159V176H158ZM168 178H170V176L168 177ZM167 178V179H168ZM232 178V177H231ZM16 179H18V180H16ZM68 179V178H67ZM165 179V178H164ZM226 179H228V180H230V178H229V176H227L226 177ZM119 180V179H118ZM204 180V181H203ZM227 180V181H228ZM13 181L15 182V184L13 185V184H11V183H13ZM36 181H38V182H36ZM51 181V180H50ZM63 181V182H64ZM68 181V180H67ZM141 181V182H140ZM165 181V180H164ZM167 181H170V179L169 180H167ZM201 181H199L200 182V184H202L201 183ZM11 182V183H10ZM73 182H74V184H73ZM108 182L110 183V184H108ZM124 182V181H123ZM122 182V183H123ZM126 182H124L123 183V185H125L126 184ZM158 182V181H157ZM171 182V181H170ZM173 182V181H172ZM170 183V186L172 187V185L171 184H174V183ZM148 183V184H147ZM155 183V182H154ZM161 183V182H160ZM165 183H167V182H165ZM169 183V182H168ZM44 184V185H43ZM126 184V185H127ZM162 184V183H161ZM164 184V183H163ZM177 184V183H176ZM200 184H198V185H194V187L196 186H199ZM204 184V183H203ZM222 184V183H221ZM120 185H121V187H120ZM141 185V184H140ZM187 185V183L184 185V186H186ZM190 185H192V184H190ZM208 185V184H207ZM20 186V187H19ZM53 186V185H52ZM74 187V188H72V191L70 190V188L71 187ZM142 186V185H141ZM163 186H165V185H163ZM168 186V185H167ZM173 186H175V184L173 185ZM203 186V185H202ZM202 186L200 187V189H202ZM206 186V185H205ZM123 187V188H122ZM136 187V188H137ZM145 187H147V186H145ZM144 187V188H145ZM162 187V186H161ZM199 187H198V189H197V191H199V193H200V191L201 190H199ZM245 187V186H244ZM51 188V189H50ZM105 188V189H104ZM167 188V187H166ZM175 188V187H174ZM174 188H173V190H174ZM185 188V187H184ZM2 189V188H1ZM8 189H6V190H8ZM104 189V190H103ZM116 189H114L113 191H114V193L113 194H115V190ZM124 189V190H123ZM132 189V188H131ZM139 189V188H138ZM164 190H168V189H165V188H163ZM188 189H190L189 190V192H190V201H192V203H193V205L195 206H197L198 208L199 207H201L202 208V210H199V212H201L202 211V213L204 214V210H205V208H204V200L203 199H205V198H207V196L204 198V195H202V192H201V196L202 197H200V195H199V197H198V195L195 193V190L193 189V187H191V186H188V188L187 189H184V190H188ZM204 189V191H205V188H203ZM202 189V190H203ZM3 190H5V189H3ZM107 190H109L108 192H107ZM116 190V191H117ZM145 190V189H144ZM143 190V191H144ZM206 190H207V188H206ZM246 190V189H245ZM245 190H243V192L245 191ZM249 190V189H248ZM247 190V191H248ZM258 190V189H257ZM256 190V191H257ZM261 190H262V188H261ZM102 191H106L107 193H108V195H106L107 193L105 192V196H109V198H104L103 196L104 195H101V193L103 194V192ZM138 191V190H137ZM136 191V192H137ZM208 191V190H207ZM215 191V190H214ZM246 191V192H247ZM253 191H255V190H253ZM139 193H140V190L138 191ZM144 192H146V191H144ZM163 192V191H162ZM165 192V191H164ZM186 192V191H185ZM251 192H252V190H251ZM258 192V193H257ZM257 192H255V194H254V192L252 193V195L250 194V191L248 192V194L247 193H245V194H247L248 195V197H246V198H249V194H250V200L251 201H253L251 204H250V206H254V209H258V210H260L261 208H263L264 209V191L263 192H259V190L257 191ZM117 193V192H116ZM184 193V192H183ZM198 193V192H197ZM209 193V192H208ZM207 193V195H208V197L210 196V193L208 194ZM243 193V194H244ZM112 194V195H113ZM134 194H135V192H134ZM159 194V193H158ZM203 194H205L204 192H203ZM212 194H215L216 195V192L214 193H212ZM218 194V193H217ZM242 194V192H241V196L243 195ZM100 195H101V197H100ZM119 195V196H120ZM137 195H139V194H137ZM187 195V194H186ZM186 195H184V196H186ZM188 195V196H189ZM220 195V194H219ZM21 196V195H20ZM19 196V197H20ZM133 196V195H132ZM146 196V195H145ZM157 196V195H156ZM184 196H183V199H184ZM213 196V195H212ZM18 197V198H19ZM22 197V196H21ZM21 197H20V199H21ZM74 198V201L75 200H77V201H75L76 202V205H77V208L79 209L80 208V210L78 211L77 210V208H75L74 206H73V203L75 204V202L74 201H72V200H69V199H73ZM76 197H77V199H76ZM157 197H159V196H157ZM222 197V196H221ZM221 197H217V196H215L214 198H220V199H222L220 202L219 201H217V203L219 202L220 204H222L221 202H223V201H226V200H223V198H221ZM10 198V197H9ZM18 198H16L17 200H18ZM121 198V199H120ZM127 199V200H125V202L126 201H128V199H129V201L125 204H123V201H124V199ZM140 198H141V200H140ZM145 198H147V197H145ZM150 198V199H151ZM162 198V197H161ZM164 198V197H163ZM187 198V197H186ZM201 198H202V200H201ZM213 197H212V199H214ZM15 199V200H16ZM20 199L18 200V202H16V204H18V203H21V201H20ZM104 199V201H100V200H103ZM182 199V200H183ZM210 199V198H209ZM215 199V200H216ZM225 199V198H224ZM244 199H245V196H244ZM98 202H97V201ZM110 200H111V203H112V205H111V203L109 204V202H110ZM144 200V203L142 202ZM165 200H166V198H165ZM187 200V202H188V198L186 199ZM207 200V199H206ZM205 200V201H206ZM211 200V199H210ZM214 200V201H215ZM219 200V199H218ZM247 200H249V199H247ZM7 201V200H6ZM20 201V202H19ZM24 201V200H23ZM22 201V204L20 205L19 204V206H21V208H22V205L24 206V202ZM94 201H95V203H97L96 205L94 204ZM116 201H115V203H116ZM122 201V204H119V202H121ZM141 203H140V202ZM189 201V202H190ZM214 201H213V203H214ZM2 202V201H1ZM10 202V201H9ZM52 202V203H53ZM104 202V203H103ZM184 202V204H185V200H183L182 201V203ZM206 202H209V203H211V201H206ZM4 203V202H3ZM2 203V204H3ZM11 203V202H10ZM14 203V202H13ZM177 203V202H176ZM191 203V202H190ZM190 203H188V205L190 204ZM212 203V204H213ZM223 203H225V202H223ZM248 203H249V201H248ZM9 204V203H8ZM7 204V205H8ZM15 204V203H14ZM14 204H12V205H14ZM46 204H48V203H46ZM119 204V206H120V209H119V207L118 206H116V205H118ZM164 204H167V206L166 205H164ZM173 204V203H172ZM172 204H171V206H172ZM220 204H218V205H220ZM7 205H3V208L6 206L7 207ZM26 205V204H25ZM94 205L95 206H97L98 208L96 209L95 208V210L93 209L94 208ZM110 205H111V207H110ZM179 205V204H178ZM182 205V204H181ZM181 205H180V207H181ZM206 205H207V203H206ZM214 205V204H213ZM161 206H163V207H161ZM215 206V205H214ZM226 206V203L224 204V206L222 205V207L224 208ZM1 205H0V210H2L1 209ZM12 206H9V208H11ZM17 208H18V206H16ZM177 207V206H176ZM175 207V208H176ZM179 207V208H180ZM210 207H211V204H210ZM216 207V206H215ZM103 208H105V209H103ZM106 208H110V209H106ZM117 209V211L119 212H117V211H115V213H117V214H115V213H113L112 212V210L114 211V209ZM183 208V207H182ZM185 208V207H184ZM186 208H188L187 206H186ZM190 208H192V207H190ZM200 208V209H201ZM228 208H229V204H228ZM260 208V209H259ZM7 209V211H9V210H11V209H8V208H6ZM16 209V208H15ZM19 209V208H18ZM115 209V210H116ZM119 209V210H118ZM178 209V208H177ZM189 209V208H188ZM206 209H207V207H206ZM214 209V208H213ZM216 209V208H215ZM263 209H261V210H263ZM101 210V209H100ZM99 210V211H100ZM101 210V211H102ZM190 210V209H189ZM225 210H227V209H225ZM228 210H231V209H228ZM7 211H5V212H7ZM15 211V210H14ZM13 211V212H14ZM0 212H2V211H0ZM4 212V211H3ZM11 212V211H10ZM103 212V213H104ZM96 213V214H95ZM55 214V213H54ZM169 214H171V215H173V218H172V216H170L171 217V219L169 218V217H167V215H169ZM231 214V213H230ZM233 214V213H232ZM45 215V214H44ZM47 215V214H46ZM53 215V214H52ZM84 215V220L82 219V221L80 220V218H81V216H83ZM104 215V214H103ZM200 215H202V214H200ZM18 216H19V214H18ZM51 216V215H50ZM99 216H98V218H99ZM116 216V217H115ZM233 216V215H232ZM264 216V215H263ZM101 217H102V215L100 216V219H101ZM104 217V216H103ZM102 217V218H103ZM111 217H112V219H111ZM182 217L184 218L183 220H182ZM187 217H189V216H187ZM23 218H25V217H23ZM23 218H22V221H24L23 220ZM233 218V217H232ZM95 221H94V220ZM108 219V220H107ZM189 219H190V217H189ZM234 219V218H233ZM47 220V221H46ZM122 220V221H121ZM163 221V223H161L160 225L162 226H159V230L160 231H158V228L156 229L158 232H160V233H158V235L157 234H155L153 231V233L157 236V238L155 239V238H153L152 236V239H154V242L155 241H157L158 240V244L156 245L157 246V251L158 252H156V253H158V255H153V256H150L149 257V255H151V253H150V247H149V250H148V242H143V240L144 239H146L145 237L148 235V234H151L150 232H151V230L150 229H152V227H151V225L152 226H154V224L156 223L157 224V221ZM171 220V221H170ZM191 220V219H190ZM37 221V220H36ZM38 221V222H39ZM169 221L173 224H171L170 223V225H169ZM189 221V220H188ZM191 221H193V220H191ZM197 221V220H196ZM195 221V222H196ZM236 221V220H235ZM35 222V221H34ZM40 222V223H41ZM50 222H52L51 224H50ZM110 222V223H109ZM112 222V223H111ZM184 222H186V221H184ZM190 222V221H189ZM188 222V223H189ZM36 223V222H35ZM80 223H82V226H79V225H81ZM103 223H104V221H103ZM150 223H151V225H150ZM193 223V222H192ZM235 223V222H234ZM234 223H233V225H234ZM50 224V225H49ZM110 224V225H109ZM163 224V225H162ZM180 224V223H179ZM185 224H187V222L185 223ZM185 224H183V226H185ZM195 224V223H194ZM235 224H237V223H235ZM48 225V226H47ZM180 225H182V224H180ZM180 225L178 226V229L179 228H181L180 227ZM188 225V224H187ZM196 225V224H195ZM15 226V227H14ZM43 227V226H46L44 229H42L41 231H37V230H39L40 229V227ZM240 226V225H239ZM14 227V228H13ZM151 227V228H150ZM156 227H157V225H156ZM174 227V228H175ZM192 227V226H191ZM30 228V229H31ZM39 228V229H38ZM150 228V229H149ZM161 228V229H160ZM184 228H186V227H184ZM183 228V229H184ZM193 228H194V226H193ZM195 228H196V226H195ZM194 228V229H195ZM235 228L237 229L238 227L235 225ZM234 228V229H235ZM17 229V228H16ZM167 229V228H166ZM190 229V228H189ZM192 229V228H191ZM234 229H233V231H234ZM236 229H235V232H237L236 231ZM86 230H89V232H90V234H89V232L88 231H86ZM149 230H150V232H149ZM174 230H176V229H173V230H169L170 231V233L172 232L173 233V231ZM180 230H182V229H179L178 231H180ZM252 230V229H251ZM139 231V232H138ZM164 231V230H163ZM168 231V232H169ZM183 231V230H182ZM241 231V230H240ZM254 231V230H253ZM93 232V234H91ZM148 232V233H147ZM177 232V231H176ZM181 232V231H180ZM242 232V231H241ZM27 233V232H26ZM88 233V234H87ZM111 233L112 234H114L115 235V237H113L114 235H111ZM171 233V234H172ZM197 233V232H196ZM234 233V232H233ZM238 233V234H237ZM237 233H235V234H237V236H239V238H240V240H235L234 242H239V247L240 248H238V245H237V249H239V250H241L242 249V244L243 243H241L240 241L243 239H245V238H243V232H242V237L239 235L240 234V232L238 231ZM247 233V232H246ZM251 233V232H250ZM101 234H98V235H101ZM144 234H147L146 236L144 235ZM180 234V233H179ZM189 234H191V235H189ZM234 234V235H235ZM95 235V236H96ZM99 236V240H100V238L102 239V237L104 238V236ZM110 235L112 236V238L110 237ZM143 235V236H142ZM177 235H178V233H177ZM197 235H198V233H197ZM200 236H201V234H199ZM250 235V234H249ZM253 235V234H252ZM252 235H250V238H251V236ZM258 235V234H257ZM256 235V236H257ZM263 234H261V236H262ZM91 236H90V238H91ZM92 236V241L94 240L93 238H95L97 241H98V238H96L95 236L93 237ZM141 236L142 237H144V238H142L143 240L141 241L140 240V238H141ZM154 236V235H153ZM156 236H154V237H156ZM245 236V235H244ZM260 235H259V237H261ZM98 237V236H97ZM149 237V235L147 236V239H149L148 238ZM159 237L161 238H164L162 241L163 242H161V241H159ZM180 237V236H179ZM202 237V236H201ZM246 237H248V236H246ZM258 237V238H259ZM263 238H264V236H262ZM262 237L261 238H259V239H257V238H254V237H252L251 239L249 238V241H247L246 239H248V238H246L245 240H244V242L246 241L247 243H249L248 244V246H252L253 244V246L254 247H256L255 246V243L256 244H258V243H264V242H261L263 239H262ZM90 238H89V240L88 241H91L90 240ZM173 238V237H172ZM235 238V237H234ZM237 238V237H236ZM238 238V239H239ZM200 239V238H199ZM201 239H203V238H201ZM262 239V240H261ZM243 240H242V242H243ZM261 240V241H260ZM81 241H84V243L83 242H81ZM88 241H87V243H88ZM145 241V240H144ZM147 241V240H146ZM169 241H171V242H169ZM264 241V240H263ZM102 242H104L103 240H102ZM149 242H151V239H149ZM203 242V243H202ZM233 242V244H236V243H234ZM80 243H82V244H80ZM92 243V245H90ZM98 243V242H97ZM100 244H101V240H100V242H99ZM137 243V244H136ZM157 242H155V244H156ZM247 243H245V244H247ZM89 244V245H88ZM87 245H88V247L89 246H92V247H94V246H96V247H98L99 245H95L96 243H95V240H94V243L93 242H89ZM151 244H152V242H151ZM200 244V245H199ZM238 244V243H237ZM137 245H141V249H140V247L139 246H137ZM102 246V245H101ZM100 246V247H101ZM137 248H136V247ZM153 246V245H152ZM151 246V247H152ZM198 246H200V248H198ZM236 245H234L233 247H235ZM261 246H263V248H264V245H260V247ZM138 247H139V249H138ZM249 247V248H250ZM259 249H260V247L259 246H257ZM102 248V247H101ZM210 248H211V246H210ZM246 248V247H245ZM252 248V247H251ZM95 249V248H94ZM97 249V248H96ZM152 250H153V248H151ZM212 249V248H211ZM254 249V248H253ZM256 249V248H255ZM258 249V250H259ZM140 250V251H139ZM209 250V249H208ZM213 250V249H212ZM243 250V249H242ZM245 250V249H244ZM243 250V251H244ZM142 251V252H141ZM149 251V252H148ZM209 251H211V250H209ZM242 251V252H243ZM263 251V250H262ZM141 252V253H140ZM153 252V251H152ZM236 252H238V251H236ZM235 252V253H236ZM36 253H38V254H40V255H37ZM90 254L92 253V252H89ZM95 253V252H94ZM154 253H155V251H154ZM229 253V254H228ZM235 253L233 254V256L232 257H235V258H238V259H241V258H243L244 257V255H243V257H241L242 256V254L241 255H238V253H236V255H235ZM209 255L210 257V261L212 262H210V261H208L209 260V258H208V256L206 257L205 255ZM240 254V253H239ZM253 254V253H252ZM91 255H93V254H91ZM98 255V254H97ZM127 256V258H125L126 256ZM230 255V256H231ZM237 255H238V257H237ZM250 255V254H249ZM94 256V255H93ZM110 256V255H109ZM125 256V257H124ZM155 256V259L156 260H154V258H152V257H154ZM213 256H215V257H213ZM5 257V258H6ZM84 257V256H83ZM239 257H241V258H239ZM247 257H248V255H247ZM4 258V259H5ZM6 258V259H7ZM264 258V257H263ZM262 258V260H264ZM7 259V260H8ZM150 259H151V261H150ZM153 259V260H152ZM260 259V258H259ZM84 260H85V258H84ZM229 260H231V259H229ZM233 260H235V259H233ZM242 260H244V259H242ZM151 263H150V262ZM154 261V262H153ZM232 261V260H231ZM259 261V260H258ZM10 262V261H9ZM24 262V263H23ZM210 262V263H209ZM245 264H250V263H246V262H248V261H243ZM227 263H228V261H227ZM10 264V263H9ZM112 264H114L113 262H112ZM252 264V263H251Z\"/></svg>","mask_w":264,"mask_h":264},{"label":"rangeland","instance_id":"obj_2","mask_svg":"<svg viewBox=\"0 0 264 264\" xmlns=\"http://www.w3.org/2000/svg\"><path fill=\"white\" fill-rule=\"evenodd\" d=\"M1 1V3L3 2V1H5V0H0ZM17 0H14V2L11 0H6V3H9V4H11V2H13L12 3V5H14V9H12V11H14V12H17V11H19L18 9L21 7V10H20V12H19V14L20 15H23L24 16V19L25 20H23L21 23H22V25L20 24L17 28L18 29H20V30H18V29H15V31H14V33H13V40L15 41V44L16 43H19V42H21V40H22V43H24V41H25V39L23 40V35L24 34H26L27 32V36L29 37L28 38V41L29 42H31L32 41V43H33V45L31 46V48L34 46V44L36 45V43H38L37 41L40 39L41 40V38L42 39H44V40H46V38H49V37H46L44 34H46L47 36H48V34H50L51 35V33H53V32H51V30H50V28L51 27H56L57 28V30L59 31L60 30V32H61V34L60 33H58V31H57V33L58 34H60V35H63L62 33L64 32V34H66V33H68V32H70V34L72 35V37H69L68 39H64L66 42L68 41L69 42V44L72 46V48H74L75 49V52L77 53V54H75V56H78L77 57V59H79V60H76L75 61V59H73V62L74 63H77L78 64V66H80V69H78V72L79 71H81L82 72V74L80 75V77H82L79 81H81V82H79V84H78V88L80 89V90H82V87L84 88V86H85V78H86V76L88 77V76H92V75H95L96 73H98L100 70H102L103 69V67H104V64H103V62L102 61H100L98 58H97V56H95V55H93L92 54V52L90 53V50H89V47H87L86 46V38H85V36H86V27H87V24H88V17H87V15L86 14H80V13H78V14H74L73 16L72 15H70V13H69V11H68V9H66V6L63 4V3H61V1L60 0H44L45 1V8H43L42 9V11H41V14H40V19L41 20H39L38 19V12H39V2H38V0H18V2H16ZM108 3H107V2ZM110 0H105L104 1V5L106 6H104V8L106 9L105 11V17H106V19H108V20H106L107 22L106 23H108L109 24V26L110 27H108V29H107V32H106V30H105V28L104 27H102L103 29L102 30H104V31H102V33L104 34H102V38L104 39L103 40V42L101 43L102 45L101 46H103V48H104V50H105V52H106V54H108V57L112 60V62L114 63V65H115V70H117L118 72L119 71H122V72H120V73H117V71L115 72V70H114V72H115V74H111V77H110V82H106V81H103V82H105V83H101L100 84V91H102V95L103 96H105V94H106V92H104V91H107V95L105 96L106 98H108V100H111L112 101V103H114L113 101H115V104L117 103H121L122 104V101L123 102H125V103H127V104H125V105H128L129 103L131 104H129V106H131L130 108L133 110V111H137V109H138V111H137V114L139 115V116H142L143 118H144V120L146 119L145 117H147V119L145 120L146 122H147V120L149 119V123L147 122V124L148 125H146L147 126V128L150 130L149 132L150 133H153V134H151V139H150V137H149V140H148V142H149V144L147 143V141L143 138V136H142V133H140V131L141 130H139L136 126V124L134 123V120L132 119V118H130V119H132V120H130L129 119V117H127L126 115H122V114H120V115H118L117 113H116V111H111V112H113L114 114L116 113V116H114V117H112V118H110L109 116H107L108 114H104L103 112H105L104 110L102 111V112H100L99 110H102L103 109V106H102V108L101 107H98V105L100 104L99 102H97L96 101V99H94L93 97L91 98V97H88V99H87V96H88V94H87V96H86V99H84L85 97V95L86 94H81V92H80V94H81V96H80V94H78L77 96V98H76V105L74 106L73 104H72V99H74V98H72L70 95H71V93L69 92L70 91V89H71V83L68 85V83L67 82H70L71 80L70 79H68V78H71L69 75H70V73L68 74V72H70V69H69V67H68V69H66L67 68V65H64V63L65 64H67L68 62H66V60H67V48H66V50H65V48H63L64 47V45H60L61 47H62V49H61V47H60V49L62 50V52H61V50H59V52H58V50H57V53H59L58 54V56L59 57H57V59H59V60H57V61H59V62H57V61H55V62H57L58 63V65L59 66H61V67H59L58 66V69H59V71H57V76H56V78H57V80H58V83H57V80H55V82H52V83H54V86H58V89L62 92H60V94L58 95L60 98H61V103H63V108H64V104H66V102H67V104H66V106H65V108H64V112L62 111V109L60 110V111H62V113H64L65 115H67V114H69V113H71L72 115L73 114H75L76 115V117L73 115V116H71V114L69 115V119L67 118V116H66V118H67V120H66V122L65 123H67L68 121H70V123L69 124H71V122L73 123V121H71L70 119H72L73 118V120H74V118L76 119L75 120V125H77L78 123H79V121L81 120V123H79L78 124V126L77 127H75V128H78L79 130H81L80 132H79V130H78V132L80 133L79 135H78V137L77 138H79V139H74V141H79L78 143H77V148H76V150H77V154L79 155L78 156V159L77 160H81V162H78V163H80V166H78V164H77V166L79 167V170H80V167H81V163L83 164L82 165V168H84V167H87L86 169H89L88 167H89V165H90V167H91V171H90V173H93L92 171L94 170V174H95V176H93V178L91 177V176H89V177H91L92 178V180H95L94 179V177L97 179L98 178V180H99V182H100V180L102 179V176L101 175H99V176H101V178L98 176V175H96V173L95 172H97V170L96 169H94V168H96V164H95V166H93L94 165V163H92V165L91 164H89V160H91L92 158H91V155H92V153L94 154V153H98V155H96L97 156V162H99V161H101V162H103L101 165L100 164H98L97 166H102L101 168V172L103 173V172H105V171H107V173L108 172H110L109 174H108V177H109V175H110V181L109 182H113L112 183V185L108 182V184H110V186H109V189L110 190H112V187L111 186H113V188L117 185L118 186V188H119V185L118 184H116L115 183V185H113L114 184V181H112L113 180V176L114 175H116L119 171V173H120V176H121V178H120V176H119V178L117 177V175L114 177V178H116V179H114L116 182H118V183H120L121 182V180L120 179H122V177L123 178H125V179H122L124 182H128V181H131L132 182V184H131V182H128V184H131L130 186H128V184H127V182H126V184L125 185H123V183L121 182V185L122 186H124V188H125V186L127 187V188H125V190L126 191H124V194L126 193V194H128L127 192H129L130 190L132 191V192H129V194L131 195V196H129V199L132 197H134L133 199H131V200H134L135 199V195L137 196L136 197V201H137V199L140 197V195H141V198L143 197V199H146L145 200V202L148 200V203H150V201L152 202V199H153V195H151V196H153L152 198H151V196H150V194L152 193V192H155V193H152V194H156L157 196H159V197H157L156 195H155V199H159L158 200V202L160 203V205L162 204L161 202L163 201H165L166 203H169L168 205L169 206H167V204H164V205H166L168 208L169 207H171L172 208V211L174 210V211H176V212H180V210H181V212L182 213H184L183 214V217L185 216V219L186 220H183L184 218L182 217V222H178L177 223V227H173L172 229H170L171 227H169V226H164V227H162L160 224L161 223H163V221L161 220H159V221H157V224L155 223L154 224V226H152L151 225V223H150V225H151V227H152V229H150L151 230V232H150V230H149V232L151 233V234H148L149 235V239H151V242H152V244H151V242H149V239H147V234H144L146 237V239H142V238H144V237H142L141 236V238H140V240L142 241L143 240V242H148V250H149V247H150V253H151V255H149V257L150 256H153V255H158V253H156V252H158L157 251V244H158V240L157 241H155V242H157L156 244H155V242H154V239H152V237L153 238H157V236L155 235V234H157L158 235V233H160V232H158V231H160L159 230V226H161L162 227V229L164 230H162V232H163V236H169V237H166L165 239H167L168 238V240H172V242H173V239L174 238H176V236L178 237V238H181L183 235H182V233L185 231V232H187L188 230H196V231H194V232H191V234L193 233H195L196 234V237H198V240H200L199 242H200V244H201V241H203L204 242V251H206V252H204L205 254L208 252V254H210V252L211 253H213V254H215L216 252H221L220 250H217V249H222V251L224 252L225 251V248H226V245H227V247L228 246H230V244L229 243H231L233 240L235 241L236 239L237 240H240V238H239V236H237V232L239 231L240 232V236L242 235V232L244 233L242 236H243V238H248V239H246L247 241H249V238H250V235H252L251 236V238L252 237H254V238H257V239H259V238H261L262 236H264V209L263 208H261V209H263V210H261L260 208V210H258V209H254V206L252 207V206H250V204L253 202V201H251L250 200V194L252 195V193L254 192V194H255V192H257L258 190H259V192L261 193V192H263L264 191V158H263V161L261 162V158H260V162L258 161V163H257V160H254V161H256V162H253L252 161V164H251V162H250V164L252 165H250L249 167L247 166H245V167H242L240 164L238 165V163L240 162L239 160H241V158L240 157H236L237 159H235L236 160V162L234 161H231L230 162V158H232L230 155H229V153L226 155V154H222V155H218L216 158H213L214 160H223V158H224V160H225V168H226V170L227 171H229L228 173H227V176H229V178H230V180H228V179H226V175H225V177H222L223 179H221V181L220 182H217V185H216V182H213L212 183V181H204V182H202L201 180H200V177L201 178H203L204 177V175H202V174H200L201 172L204 174V163H208V165H210V164H212L210 161H211V159L209 160V159H207V158H205L204 159V151H205V149H204V146H202V145H204V140L205 141H207L206 140V136H208V133L209 132H205V130H206V128H209L208 130L209 131H212L211 129H213L212 127V125H213V122H215V121H211V120H208L209 122H210V124H208V121H206L205 119H204V114H203V112H204V109H201L202 107H204V102L201 104L202 106H200V104L199 103H201V100H200V102H198L199 100H198V98H195V97H193V96H195V95H197V93L199 94V96H197V97H201V95H202V98H203V95H204V91H210V86H211V88H212V85H214L213 83H215V82H213V83H210V84H208V86H209V89H207V81L205 82V80L206 79H204L205 78V76H207V72L204 70V68H203V64L201 63L202 61L204 62V61H206V59L205 58H207L208 56H204L205 54H203V52H204V49L205 48H211L210 50L209 49H206L205 50V52H207L208 53V50H209V53L211 52V50H212V52H214V54H215V56H216V59H218L217 57H218V54L217 53H221V52H219V50H220V47H222L223 45H224V42H221V40H219L220 38H219V34L217 33V32H219V28L217 29V27L215 28L214 27V25H211V24H215V23H211L213 20H210V18L209 19H207L208 18V15H206V13H204V11H203V7H202V10H198V8H197V11H194V10H196V5L194 4V2H193V0H192V2H193V4H191L192 2H190L189 1V3H186V5H187V7H188V9H190V7H192V6H194V7H192L190 10H188L187 8V11H186V9L183 7V8H181L179 5V7L177 6V5H175V6H177V7H175L173 4H169V5H167L166 6V4L167 3H162V0H160L161 1V3H160V1L159 2H157V0H151L152 1V4H154V3H156V4H160V5H156L157 7H159L160 8V11H161V13H160V15L162 16L161 17V19H160V21L161 22H159V25H158V21L155 19V18H157V16H158V13L156 12V11H150V9L148 10V13L146 14V12H145V14H144V11H146V9L143 7H141L142 5H140V4H138L137 3V1L136 0H112V1H110ZM154 1V2H153ZM171 2L172 0H165L164 2ZM178 1V0H177ZM176 1V2H177ZM195 1V0H194ZM204 1V0H203ZM216 1H218V0H216ZM220 2H221V0H219ZM219 1H218V4H219ZM234 2H233V4H235V5H237V6H239L240 8H242L243 10H245V8L247 9L248 8V6H250L249 7V9H247V10H245V11H241L240 10V12H239V7H235V5H232V7L230 8V10H231V12L233 13L232 14V16L234 17V18H232V19H235L236 17H238V18H236L235 20H233V22L235 23L234 25H235V28L236 27H238V28H236L237 29V31H240V33L238 32V35L240 36L239 37V43H240V47H241V45H242V40L244 39V40H246L247 38H245L246 37V35H248V37H249V35L251 36V34H252V36L250 37V41L251 42H253V41H255V42H253V44L255 43L256 45H254V46H256V54L254 53V56H253V54H252V56H250L251 54L249 53V52H244L245 54V58H244V60L245 61H247V60H249V61H247V63L249 64V67L251 66V64L254 62V60H255V62L254 63H258V60H259V58L258 57H260L259 55L260 54H262V50H264V41H262V40H264L263 38H261V40H257L258 38L257 37H259L258 36V34L260 35V34H264V30L263 31H261V30H259V14H260V10H259V8L260 7H257L256 5H255V0H253L254 1V3H253V1H252V5L253 6H251L248 2H247V5L246 6H244L245 4H242L243 5V7H242V5L240 6V3L238 2V1H244L243 3H246V0H238V1H236V0H233ZM236 1V2H235ZM169 2V3H170ZM183 2V1H182ZM186 2V1H185ZM185 2H183V3H185ZM205 2H208V0L206 1L205 0ZM225 2V0L223 1L222 0V2H221V4H223ZM174 3V2H173ZM217 3V2H216ZM236 3H238V4H236ZM135 4V5H134ZM138 4V5H137ZM175 4V3H174ZM162 5V6H161ZM199 5V4H198ZM220 5V4H219ZM226 5V4H225ZM138 6H140L141 7V9L138 7ZM161 6V7H160ZM164 6V7H163ZM170 6V7H169ZM224 6V5H223ZM234 6V7H233ZM255 6V7H254ZM17 7H18V9H17ZM163 7V8H162ZM199 7V6H198ZM220 7V6H219ZM16 8V9H15ZM162 8V9H161ZM165 8V9H164ZM166 8L168 9V10H166ZM170 8V9H169ZM221 8V7H220ZM238 8V9H237ZM144 9V10H143ZM194 9V10H193ZM201 9V8H200ZM235 9H236V11L237 12H239V15H238V13L236 14L235 13V15H236V17H235V15H234V11H235ZM17 10V11H16ZM163 10V11H162ZM169 10H172V11H169ZM166 12V14H164L165 12ZM169 11V12H168ZM202 11H203V14H205V15H203L202 14ZM235 11V12H236ZM247 11V12H246ZM22 12V13H21ZM107 12H108V15H107ZM143 12V13H142ZM150 12H151V14H150ZM191 12V13H190ZM240 13H242V15L243 14H245V15H243V16H241V14ZM80 14V15H79ZM107 15V16H106ZM150 15V16H152V19H150V16L148 17V16ZM42 16V17H41ZM209 17H210V15H209ZM43 18V19H42ZM27 19H29V20H27ZM158 19V18H157ZM238 19H240V20H238ZM39 20V21H38ZM151 20V21H150ZM208 20H210L209 22H208ZM236 20H238V21H236ZM29 21V22H28ZM40 21H42V22H40ZM87 21V22H86ZM153 21V22H152ZM157 21V22H156ZM163 21H164V23H163ZM157 23V25H156V23ZM237 22H239V23H237ZM40 23H44V25H42V24H40ZM60 23L62 24V25H60ZM211 23V24H210ZM25 26H24V25ZM31 24V25H30ZM57 24V25H56ZM155 24V25H154ZM236 24H237V26H236ZM60 25V26H59ZM161 25V26H160ZM22 26H24L23 28H24V30H23V32H22V30H21V28H22ZM28 26V27H27ZM58 26V27H57ZM157 26H158V28H157ZM160 26V27H159ZM162 26H164L165 27V29H166V33H165V31H164V27H162ZM258 26V27H257ZM27 27V28H26ZM29 27H31V28H29ZM107 27V26H106ZM211 27H213V28H211ZM22 28V29H23ZM29 28V29H28ZM111 30H110V29ZM241 28V29H240ZM28 29V30H27ZM44 29V30H43ZM161 29H163V30H161ZM216 29V30H215ZM17 30L18 31H20V32H22V37H21V33H19V32H17ZM43 30V31H42ZM53 30V29H52ZM109 30V31H108ZM162 32H161V31ZM168 30V31H167ZM214 30H215V32H214ZM26 31V32H25ZM259 31H261V32H259ZM41 32H42V35L44 36V37H41L40 36V34H41ZM51 32V33H50ZM161 33V36H160V33ZM166 34H164V33ZM19 33V34H18ZM44 33V34H43ZM157 33V34H156ZM167 33H169V34H167ZM218 35H217V34ZM257 35H256V34ZM11 34V33H10ZM17 34V35H16ZM111 35V34H113L112 35V38L114 37V39L115 40H111L112 41V43H113V45H111V41H110V36L109 35ZM172 34H174L173 36H174V41L173 42H175L174 44L175 45H173V44H171V41L173 40V36H172ZM246 34V35H245ZM70 35V36H71ZM154 35L157 37V39H159L160 37V40H156V37H154ZM158 35L160 36V37H158ZM167 35H171V36H169V37H167ZM228 35V34H227ZM226 34H225V39H226V41H227V43L225 44V46L224 47H226V46H230V45H228L231 41H233L232 39H233V37H232V39H231V37H229V36H231V33H230V35L229 36H227ZM245 37H244V36ZM254 35V36H253ZM255 35L257 36L256 37V39H254L255 38ZM15 36H18V37H15ZM109 36V37H108ZM136 36H137V38H136ZM164 36V37H163ZM205 40V39H208L207 41H206V43L205 42H203L204 40L201 38V37ZM215 36V37H214ZM216 36H218L217 38H216ZM15 37V38H14ZM52 38L51 39H53V37H54V35H52L51 36ZM67 37V36H66ZM65 37V38H66ZM74 37V38H73ZM170 37H172V39H169ZM199 37H200V40H199ZM216 39V40H213L214 38ZM227 37H229V38H227ZM244 37V38H243ZM18 40H20V41H17V39ZM21 38V39H20ZM70 38H73L74 40H71ZM109 38V39H108ZM111 38V39H112ZM166 39V43H164V41H163V39ZM251 38H253V39H251ZM30 39V40H29ZM31 39H33V40H31ZM135 39H136V41H137V39H138V41L136 42L135 41ZM209 39H210V41H209ZM228 39H231V41L230 40H228ZM242 39V40H241ZM249 39V38H248ZM12 40V41H13ZM39 40V41H40ZM42 41V42H40V44L41 45H43L42 43H44V48H45V43L47 44L48 42H46V41ZM49 40H50V38H49ZM58 40V39H57ZM203 40V41H202ZM219 40V41H218ZM243 40V41H244ZM14 41H13V43H14ZM17 41V42H16ZM34 41H35V43H34ZM51 42H57L56 41V39L54 38V40L52 41V40H50ZM73 42V43H71V42ZM157 41V42H156ZM160 41V42H159ZM169 42V44H171L170 46L173 48H171L170 46H169V44H167L168 42ZM180 41H184V42H180ZM186 41V42H185ZM197 41H198V45L200 44V47L199 48H201V49H203L204 47V49L203 50H200V52H199V50H197V49H199L198 47H196L197 46ZM248 41V40H247ZM259 41V42H258ZM65 42V43H66ZM67 42V43H68ZM156 42V43H155ZM161 42H163V44H166V45H168V46H165L164 47V45H162V46H160L162 43ZM188 42V43H187ZM189 42H191V43H189ZM202 42V43H201ZM211 42V43H210ZM66 43V44H67ZM158 43V44H157ZM182 43V44H181ZM193 43V44H192ZM194 43H196V44H194ZM205 43V44H204ZM207 43H208V46L210 45V46H212V47H206V45H207ZM210 43V44H209ZM232 43V42H231ZM233 43H234V41H233ZM232 43V44H233ZM250 43V42H249ZM258 43H260V44H258ZM39 43H38V45L36 46V48H35V50L37 49V48H39V47H41V45H40ZM49 44H50V42H49ZM49 44H47V45H49ZM52 44V43H51ZM50 44V45H51ZM56 44V46H55V48L54 49H59V48H56V47H58L59 45H57V43H55ZM72 44H74V45H72ZM187 45V44H189V47L191 46V48L190 49H193L194 50V53L197 55V56H199L200 55V57H197V59L199 58V60H200V63H197V64H201L202 66H199V65H197L196 64V66H199V68H197L196 69V66H194L193 65V63H194V56H192L191 54H190V50H189V48L187 49V46H186V48L184 47V45ZM190 44H192V45H190ZM202 44H204L203 46H202ZM214 44H215V46H214ZM219 44V45H218ZM252 44V43H251ZM252 44V45H253ZM258 44V45H257ZM40 45V46H39ZM49 45V46H50ZM53 45V44H52ZM69 45V46H70ZM157 45L159 46L158 48H157ZM39 46V47H38ZM54 46V45H53ZM76 46H77V49H76ZM175 46V47H174ZM192 46H193V48H192ZM194 46L196 47L195 49H194ZM216 46H218L219 47V50L217 49V47ZM233 46V45H232ZM232 46H230V47H232ZM35 47V46H34ZM33 47V48H34ZM87 47V48H86ZM140 47H142L141 49H140ZM171 48V50H173V53L171 52V50H170V52H169V49ZM183 47H184V49H183ZM203 47V48H202ZM213 47L214 48H216V50L215 49H213ZM234 47V46H233ZM258 47V48H257ZM42 48V53L43 54H41L40 52H41V50H40V52H37V54L38 53H40V55H42V57L44 58V55L46 56L47 55V49L49 48H47L46 50L43 48V47H41ZM51 48H53L52 46H51ZM127 48V49H126ZM137 48V49H136ZM139 48V49H138ZM144 48V50H142ZM162 48H165L164 50L162 49ZM176 48V49H175ZM242 48V47H241ZM240 48V49H241ZM24 49V52H25V49H26V46L24 47V44H22V46H21V49L18 51V54H22L23 55V53L24 52H22V50ZM40 49V48H39ZM43 49L45 50V53L43 52ZM124 49H126V50H124ZM150 49L152 50V54L150 53H147V50H148V52H150ZM161 50H162V52H164V53H162L161 52ZM166 50H168V52H166ZM175 50H176V52H175ZM193 50H191V53H193ZM22 53H21V52ZM109 51V52H108ZM78 52H80L79 53V55L80 56H82V57H80L79 55H78ZM89 52V53H88ZM128 52H130V53H128ZM174 52H175V57L173 56L174 55ZM211 52V53H212ZM84 53H85V55H84ZM167 53H169V54H167ZM193 53V54H194ZM198 53H200V54H198ZM208 53V55H210ZM243 53V52H242ZM246 53H247V56H246ZM66 54V55H65ZM128 54V55H127ZM130 54V55H129ZM154 54H156V55H154ZM174 57V58H172V56ZM240 55H242L241 54V52L239 53ZM250 54V55H249ZM39 55V54H38ZM38 55H35V56H37V58H39L38 57ZM39 55V56H40ZM111 55H113L112 57H111ZM149 55L150 56H152V57H149ZM154 55V56H153ZM191 55V56H190ZM201 55H203V57L201 56ZM221 55V54H220ZM219 55V56H220ZM75 56H74V58H75ZM94 56V57H93ZM185 56V57H184ZM188 56V57H187ZM215 56H213V53L211 54V57L209 56V59H213ZM258 56V57H257ZM21 57V56H20ZM41 57V56H40ZM47 57V56H46ZM62 57V58H61ZM83 57H84V59H83ZM191 57V58H190ZM43 58H42V60H43ZM80 58H82L83 59V61L80 59ZM172 58V59H171ZM177 58H179V60H180V63L182 62L183 64H180L179 63V60H177ZM184 58H185V61H184ZM193 58V59H192ZM202 58H204L203 60H202ZM251 58H253L252 60H251ZM257 58H258V60H257ZM41 59V58H40ZM46 58H44V61L42 62L43 64H45V61L47 62V60H45ZM52 59V58H51ZM86 59V60H85ZM176 59V61H174V60ZM189 59H191L192 60V62L193 63H191L190 61H189ZM196 58H195V60H197ZM215 59V60H216ZM186 60H188V61H186ZM199 60H197V62H199ZM257 60V61H256ZM79 61H81V62H83V63H81V62H79ZM170 61H172V62H170ZM250 61H251V63H250ZM177 64V63H179L180 65H176L175 63ZM207 62V61H206ZM206 62H204V64H206ZM61 63V64H60ZM85 63V65H83ZM186 63H188L189 64V66L188 65H185ZM18 64V63H17ZM47 64V63H46ZM54 64H56V63H54ZM77 64H76V67H78L77 66ZM174 64V65H173ZM195 64V63H194ZM218 65H220L219 64V62L217 63ZM171 67H170V66ZM181 65H183L184 67H182ZM254 65V64H253ZM256 65H258V64H255V66ZM56 66H57V64H56ZM82 66V67H81ZM83 66H86V72H87V74H85L86 72H84L83 73ZM188 66V67H187ZM260 66V65H259ZM258 66V67H259ZM66 67V68H65ZM178 67H180V68H178ZM190 67V68H189ZM192 67H193V69H194V71L192 70ZM201 67V68H200ZM257 67V68H258ZM79 68V67H78ZM173 68H178V69H176V71H175V69H173ZM222 68V67H221ZM77 69V68H76ZM198 69H200L199 71H203L202 73H205L206 72V74H205V76H204V74L202 75V73H200L199 71H198V75H197V72L195 71V70H198ZM63 70V71H62ZM65 70V71H64ZM192 70V71H191ZM258 71H260V67L257 69ZM175 71V72H174ZM178 71V72H177ZM205 71V72H204ZM80 72V73H81ZM184 72V73H183ZM196 72V73H195ZM66 73V74H65ZM125 75H123V74ZM183 73V74H182ZM188 73V74H187ZM201 75H200V74ZM216 73H218V72H216ZM259 73V72H258ZM260 73H261V71H260ZM61 74V76H59V78H58V75H60ZM62 74H64V75H62ZM116 74H118V75H116ZM181 74V75H180ZM187 76H186V75ZM191 74V75H190ZM68 75V76H67ZM113 75V76H112ZM171 75V76H170ZM85 76V77H84ZM119 76L121 77V78H119ZM124 76V77H123ZM128 76V77H127ZM185 77V79H184V77ZM201 76V77H200ZM203 76V77H202ZM262 76H263V73H262ZM68 77V78H67ZM79 77V78H80ZM84 77V78H83ZM180 77V78H179ZM183 77V78H182ZM187 77V78H186ZM197 77V78H196ZM208 78H209V76H207ZM67 78V79H66ZM124 78V79H123ZM176 78H179V79H176ZM191 78V79H190ZM201 78V79H200ZM203 78V79H202ZM207 78V80H208V83L210 82V81H212V79L211 80H209ZM263 78V77H262ZM61 79V80H60ZM63 79V80H62ZM84 79V80H83ZM127 81H126V80ZM174 79H176V80H174ZM180 79H183V80H180ZM188 79V80H187ZM60 80V81H59ZM64 80H66L65 82H64ZM83 80V81H82ZM125 80V81H124ZM192 82H191V81ZM197 82H196V81ZM200 80V81H199ZM62 81V82H61ZM109 81V80H108ZM113 81V82H112ZM178 81V82H177ZM187 81H189V83L187 82ZM60 82V83H59ZM129 84H128V83ZM179 82H180V84H179ZM185 82V83H184ZM191 82V83H190ZM194 82V83H193ZM200 82H201V84L203 83H206V84H200ZM262 82L264 83V79H262ZM56 83V84H55ZM67 83V84H66ZM81 83V84H80ZM83 83H84V86H83ZM111 83H112V85H111ZM186 83H188V84H186ZM193 83V84H192ZM59 84V85H58ZM61 84V85H60ZM105 84V85H104ZM129 86H128V85ZM193 85L194 86V84H195V86H196V89L198 88L199 89V91H198V89H197V91H195V93L196 94H194L193 92V89L194 90H196L195 89V87H193L192 85V88L191 89H189V87L187 86V85ZM200 84V85H199ZM218 83H215V86L214 87H216V88H218L217 85ZM65 85V86H64ZM68 85V86H67ZM79 85H81L80 87H79ZM108 85V86H107ZM111 85V86H110ZM177 85H179V86H177ZM182 85H184V86H182ZM185 85H186V87H185ZM1 86H2V84H1ZM0 86V87H1ZM22 86V85H21ZM63 86H64V89H63ZM67 86V87H66ZM162 86V87H161ZM197 86H199V87H197ZM204 87V88H206L205 90L204 89H202L201 87ZM3 87V86H2ZM23 87V86H22ZM26 87H29V86H27L26 85ZM61 89H60V88ZM68 88V89H66V88ZM104 88V90L102 89V88ZM165 87V88H164ZM181 87H182V89L185 91V89L187 88V89H189L190 91H192L191 92V95H192V93H193V96H191V97H189V99H190V101H189V99H188V96L190 95V91L189 90H187L186 92L188 93V91H189V95L185 92H183V91H181ZM4 88V87H3ZM2 88V89H3ZM110 88V89H109ZM163 88V89H162ZM64 91H63V90ZM106 89V90H105ZM109 89V90H108ZM201 89V90H200ZM0 90H1V88H0ZM130 90V91H129ZM164 90V91H163ZM203 90V91H202ZM3 91V90H2ZM82 91H85L84 89L82 90ZM170 91V92H169ZM217 91H218V93L219 94H217V96L215 95V98L217 99L216 100V104L217 105H219V104H221V102L219 103V101L221 100L222 102H223V100L222 99H224V101H225V98H222L223 97V95H221L222 94V92H224V90H221V89H217ZM1 92V91H0ZM67 92H69L70 93V95H69V93H67ZM109 92V93H108ZM169 93V96H168V94H166V93ZM182 92V93H181ZM201 92L203 93V94H201ZM3 93V92H2ZM103 93H105V94H103ZM118 93V94H117ZM132 95H131V94ZM150 93H152V94H150ZM171 93V94H170ZM185 94V95H182L181 96V94ZM221 93V94H220ZM65 94H67V95H69V96H67V95H65ZM111 94V95H110ZM126 94H129V96L128 95H126ZM153 94H155L154 96H153ZM166 94V95H165ZM262 94V96H260V99H261V97L263 98L262 100H264V92H261L260 91V94L259 95H261ZM2 95H4V93L2 94ZM2 95H0L1 96V98L3 99V100H5V97L4 96H2ZM25 95H27L26 93H25ZM114 95H115V97H114ZM125 95V96H124ZM82 98V96L84 97V98H82V100H81V98ZM113 96V97H112ZM118 96V97H117ZM126 97V99L125 98H122L123 100H121V97ZM131 96V97H130ZM168 96V97H167ZM27 97V96H26ZM67 97L70 99V98H72V99H68L67 100ZM127 97H129V98H127ZM154 97V98H153ZM171 97H172V99H171ZM187 97V99L188 100H186L185 98ZM192 97L196 100L197 99V101H194V99H192ZM214 97V96H213ZM63 98H64V100H63ZM115 98H116V100H115ZM132 98V99H131ZM168 98H170V99H168ZM181 98V99H180ZM221 98V99H220ZM27 99H29V97H27ZM79 99V100H78ZM113 99V100H112ZM129 99H130V101H129ZM204 99V98H203ZM218 99H220V100H218ZM29 100H31V99H29ZM34 100V99H33ZM33 100L30 102V103H33ZM90 100V101H89ZM118 100H119V102H118ZM126 100H127V102H126ZM52 101V100H51ZM85 101V102H84ZM88 103H87V102ZM96 102L95 104H94V102ZM110 101V102H111ZM117 101V102H116ZM174 101H177V102H179L178 104L176 103V102H174ZM181 101H182V103H184L183 105L181 104L180 105V103H181ZM191 101H192V103H191ZM74 102V101H73ZM79 102V103H78ZM82 102H83V104H85V105H82ZM132 102V103H131ZM190 102V103H189ZM263 102V101H262ZM70 103V104H69ZM75 103V102H74ZM78 103V104H77ZM86 103L88 104V106H90L91 104L93 105V106H95V107H93V106H91V108L90 107H88L87 105H86ZM99 103V104H98ZM167 103V104H166ZM185 103H187V105L185 104ZM227 103H230V102H227ZM226 103V104H227ZM34 104V103H33ZM96 104H98V105H96ZM118 104V105H119ZM134 104V105H133ZM137 106H136V105ZM165 104V105H164ZM191 105V109L189 108V106ZM195 104V105H194ZM231 104V103H230ZM264 104V102L261 104V105H263ZM0 105H1V102H0ZM13 106V104H11L10 103V106H5V110H4V108H3V111L2 112H5L6 114L8 113L7 111H10L9 112V117H11V113H12V118L14 117V118H16L17 116H18V112H17V110H16V112L14 111L15 109H14V107L12 108V106ZM48 105V104H47ZM167 105V106H166ZM178 105V106H177ZM198 105H199V107H198ZM227 105H229V104H227ZM53 106H55V104L53 103V105H51L50 104V110L48 109V112L47 113H49L47 116H48V119H49V116H50V118H53L55 121H50V122H52L51 124L53 125V126H55L54 124L56 123V125L58 126V123H59V120H60V117L62 118V116H60L62 113L60 112V115H59V117H58V110H57V108L56 107H53ZM68 106V107H67ZM78 106V107H77ZM132 106H133V108H132ZM165 107V110H167V111H165L164 110V107ZM188 106V107H187ZM195 108H194V107ZM229 106H231V105H229ZM32 107H34L33 105H32ZM39 107V106H38ZM38 107L36 108V109H38ZM47 107V106H46ZM49 107V106H48ZM53 107V108H52ZM70 107V108H69ZM76 107V108H75ZM84 107V109H86V107H87V109L86 110H83L85 113H87V112H90L89 110H91V109H95V111H93V110H91L92 112L91 113H93V115L91 116L90 114L87 116L85 113L83 114L82 113V108ZM139 107V108H138ZM185 107L186 108H189V111L190 110H193V111H188V109H185ZM200 108L201 109V111L200 112H202V110H203V112H202V114L198 111H196V110H194V109H196V108ZM213 107H217L216 105H214ZM56 108V109H55ZM101 108V109H100ZM2 109V108H1ZM54 109L55 111H52V110ZM65 109H67V110H65ZM78 109V110H77ZM98 109V110H97ZM139 109H140V111H139ZM142 109V110H141ZM145 109V110H144ZM147 109V110H146ZM184 109L186 110V111H184ZM40 110V109H39ZM69 110V111H68ZM70 110H71V112H70ZM73 110V111H72ZM144 110V111H143ZM198 110V109H197ZM216 110V109H215ZM36 111V110H35ZM38 111V110H37ZM36 111V112H37ZM68 113H67V112ZM75 111V112H74ZM87 111V112H86ZM147 111V112H146ZM169 111H170V114H169ZM188 111V112H187ZM0 112H1V110H0ZM54 112V113H53ZM55 112H56V114H55ZM74 112V113H73ZM76 112H78V113H76ZM143 114H142V113ZM192 112V113H191ZM195 114H194V113ZM14 113V114H13ZM38 114H40L39 113V111L37 112ZM67 113V114H66ZM96 113V114H95ZM198 113V115H196ZM16 114H17V116H16ZM52 114V115H51ZM64 114H62L63 115V117L65 116ZM146 114H147V116H146ZM14 115V116H13ZM28 115H29V113H28ZM27 115V116H28ZM53 115H55V116H53ZM82 115H84L85 117L87 116V117H89V116H91V117H89V118H85L84 116H82ZM105 115L107 116V119H106V117H105ZM122 115V116H121ZM149 115V116H148ZM202 115V116H201ZM5 116V115H4ZM3 116V117H4ZM77 116H78V118H77ZM126 116V117H125ZM29 117H31L30 115H29ZM55 117H56V119H55ZM79 117H80V119H79ZM93 117H94V121H92V122H94L93 123V125L94 124H96V125H92V123H91V120L93 119ZM118 117V118H117ZM122 117V118H121ZM124 117V118H123ZM6 118V117H5ZM4 118V120H5V122H6V120H7V118L5 119ZM28 118V117H27ZM57 118H59V119H57ZM101 118V119H100ZM104 118V119H103ZM113 118H115V119H113ZM120 118V119H119ZM29 119H32V118H29ZM63 119V118H62ZM64 119H65V117H64ZM63 119V120H64ZM88 119L90 120V124L89 123H87L88 122ZM121 120V121H123V123H122V125H123V127H122V125H121V123H118V121L117 120ZM124 119V120H123ZM57 120V121H56ZM107 120H110L109 122H111V123H109ZM113 120V121H112ZM116 121V123H115V121ZM128 120H129V122H128ZM30 121V120H29ZM48 121V122H49ZM61 122H62V120H60ZM65 121V120H64ZM76 121L78 122V123H76ZM121 121H119V122H121ZM125 121H127V122H125ZM131 121H132V123H131ZM204 121H205V123H204ZM7 122H9V121H7ZM6 122V123H7ZM17 123V125H18V122H17V118H16V120L14 121V123ZM20 122V121H19ZM55 122V123H54ZM207 122V123H206ZM54 123V124H53ZM109 123V124H108ZM134 123V125H132ZM212 123V124H211ZM9 125L10 124H13V123H8ZM61 123H59V125H60ZM64 124V123H63ZM68 124V125H69ZM121 126H120V125ZM125 124V125H124ZM127 124V125H126ZM130 124V125H129ZM215 124V123H214ZM9 125H7L6 124V126H5V128L7 127V126H9ZM62 125V124H61ZM61 125H60V127H61ZM68 125L66 124V126L68 127ZM90 125H92V126H90ZM98 125V126H97ZM109 125H111V126H109ZM136 125V126H135ZM205 125V126H204ZM12 126V125H11ZM14 126V125H13ZM12 126V127H13ZM15 126H16V124H15ZM14 126V127H15ZM52 126V127H53ZM56 126V127H57ZM66 126H64V127H66ZM74 126V125H73ZM80 126V127H79ZM90 126V127H89ZM99 127V131H96V128L97 127ZM116 126V127H115ZM117 126L119 127L118 129H117ZM139 126V125H138ZM212 126V127H211ZM13 127V128H14ZM18 127V126H17ZM64 127H63V129H64ZM93 129H92V128ZM111 127V128H110ZM122 127V128H121ZM127 127V128H126ZM130 127V128H129ZM134 127V128H133ZM150 127V128H149ZM11 128V127H10ZM55 127H53L52 129H54ZM59 128V126L56 128V129H58ZM81 128V129H80ZM93 130V132H96L97 133V135H96V139L98 140H96V139H94L93 137L95 136H90V133L92 134L93 132H91V129ZM114 128H116V130L114 129ZM224 128V127H223ZM220 129V131H222V130H224V129ZM6 129H8V128H6ZM5 129V130H6ZM69 129V128H68ZM101 129V130H100ZM121 129V130H120ZM125 131H124V130ZM134 129H136V130H134ZM13 130V129H12ZM14 130H18V129H16V127H15V129ZM97 130H98V128H97ZM123 130V131H122ZM127 130H129V131H127ZM2 131V130H1ZM11 131V130H10ZM60 132H64L63 134H66L65 135V138H66V136H68L67 135V131H69L70 132V130H67V128L65 129V131L64 130H59ZM113 133H112V132ZM115 131V132H114ZM117 131V132H116ZM120 131V132H119ZM127 131V132H126ZM133 132V134L134 135H132V132ZM139 131V132H138ZM153 131V132H152ZM207 131V130H206ZM6 132H8L7 130H6ZM12 132L13 131H11V132H8V134L7 133H1L2 135H0V139H3V138H5L6 139V142H7V140L9 141V142H11V143H9V142H4L5 140L3 139V140H1L0 141V143H1V145L3 146H1L0 148V153L4 150V152H2L3 154L4 153H6L7 151L8 152H10V151H14L15 153H16V149H18L19 150V148H18V146L20 145V144H18V141H21V139L23 138V136H22V134L24 133V132H22L21 134H20V137H17L18 139L20 138V140H18L17 138L15 139V138H11V137H14V136H11L12 135ZM15 132V131H14ZM13 132V133H14ZM123 132V133H122ZM129 132V133H128ZM131 132V133H130ZM112 133V134H111ZM115 133V134H114ZM122 133V134H121ZM189 133V135L190 134H194L196 137H197V139L194 137V135L192 136L191 135V137H193L192 138V141H191V139H190V137H189V135H187ZM207 133V134H206ZM10 134V135H9ZM100 134V140H101V138H102V140H105V141H103L102 142V145L100 144L101 143V141L99 140V137H98V135ZM127 134L129 135V136H133L134 138H130L129 136H127ZM141 134V135H140ZM14 135V134H13ZM76 135H77V133H76ZM111 135H113L112 136V139H114V140H111V142H109L110 141V139H111ZM115 135V136H114ZM123 136V135H126V136H123V137H120V136ZM139 135V136H138ZM155 135V136H154ZM2 136V137H1ZM4 136H6V137H4ZM11 136V137H10ZM17 136V135H16ZM18 136H19V134H18ZM118 136V137H117ZM141 136H142V141L144 140L147 144H145L147 147H145L147 150H148V152H147V150L146 149H144V152L147 154H145L144 152L142 153V156H136V155H138V153H139V155L141 154V146L139 147V144H137L136 142H138V143H141L140 141H141ZM205 136V137H204ZM43 138V139H45L42 135L40 136V135H38L37 136V138ZM68 137H70V136H68ZM117 137V138H116ZM120 137V138H119ZM153 137H155V139L153 138ZM156 137H157V139H156ZM37 138H35L34 140H37L36 142H40L38 145H39V147H40V149H39V147L37 146L36 147V145H34L35 146V149H31V156H30V160L32 161L33 159V161L35 162L36 160V158L37 157H40V159L39 160H41V162L39 161L38 162V160L36 161V163H34V173H33V180L34 179H36L35 177H37V180H39V179H42V180H39V181H44V179H45V181H44V183L45 182H47V181H49V182H47V183H45L46 185L45 186H47V184L49 185L50 184V182H51V187L52 188H54V190H52L51 191V193H53V194H56L57 193V190H55V188H57V187H55V185L57 186L58 184H59V182H60V180H62L63 178H65L66 177V181H64L65 179H63L62 180V182H60V183H63V185H64V187H66V185L69 183V184H71V178H72V181H73V179H75V180H77V181H75V183L77 182V185L78 186H80L79 184H82V183H79L78 184V182H80V181H82L83 180V178H81V177H76L75 175H77V174H81L82 176L84 175L83 174V172H84V170H85V168L83 169V172H82V170H78L77 172H76V170L78 169V167L76 166V164L74 165V166H72L73 164H74V162L72 161V163H71V161L70 160H64V159H61L60 157H59V152L57 151V150H55V149H58V148H60L62 145H61V143H58V145L56 146L55 145V147L56 148H51V147H48V144H47V142L45 141V140H43L42 138L40 139H37ZM74 138H76V137H74ZM91 138V139H90ZM92 138L94 139V141H97L98 142V144H97V142H95L94 143V141L92 142ZM125 138H127L128 139V141H127V139H125ZM195 138V139H194ZM11 139H13L14 141H12ZM24 139V138H23ZM22 139V140H23ZM30 139V138H29ZM70 139V138H69ZM71 139H73V138H71ZM131 139V140H130ZM137 139V140H136ZM159 139V140H158ZM194 139V140H193ZM18 140V141H17ZM25 140H27L26 138H25ZM39 140V141H38ZM43 140V141H42ZM117 140V141H116ZM124 140V141H123ZM154 140V141H153ZM161 140V141H160ZM189 142H188V141ZM15 141H16V143H15ZM72 141V140H71ZM76 141V142H77ZM114 141V142H113ZM126 141V142H125ZM143 141V142H144ZM152 141H153V143H152ZM194 141H202V143L200 142V143H198V146H196V145H192V144H197L196 142L195 143H193ZM14 142V143H13ZM24 140H23V144H24ZM43 142H46V143H43ZM73 142V141H72ZM93 143V145H94V147H95V150L97 151V147H98V149H100V150H98V152H95L94 150L91 152V148L90 147H92L93 145H91L92 143ZM107 142V143H106ZM109 142V143H108ZM118 142V143H117ZM120 142V143H119ZM160 142H162V143H160ZM190 142H192V143H190ZM4 143V144H3ZM8 143L9 144H11L12 146H10V145H8ZM13 143V144H12ZM21 143V142H20ZM43 143V144H42ZM105 145H104V144ZM111 143V144H110ZM116 143V144H115ZM127 143H128V145H127ZM130 143H131V145H130ZM155 143V144H154ZM15 144V145H14ZM22 144V143H21ZM22 144V145H23ZM41 144V145H40ZM45 144V145H44ZM109 144H110V146H109ZM123 144V145H122ZM143 143H141V145H142ZM202 144V145H201ZM6 147H5V146ZM16 145H18V146H16ZM61 145V146H60ZM80 147H79V146ZM96 145H98L97 147H96ZM101 145V146H100ZM116 145H119V147L118 146H116ZM121 145H122V147H121ZM136 145H138V147L136 146ZM199 145H201L203 148H201V147H199ZM13 146H14V148H13ZM42 146H43V148H42ZM45 146H47V147H45ZM60 146V147H59ZM112 146V147H111ZM124 146V147H123ZM143 146H144V144H143ZM196 146V147H195ZM229 146H231V145H229ZM102 147V148H101ZM115 147V148H114ZM133 147H135V148H133ZM8 148H10V149H7ZM16 148V149H15ZM33 148V147H32ZM45 148H47V149H45ZM78 148H80L79 150H78ZM118 148V149H117ZM138 148V149H137ZM144 148V147H143ZM142 148V149H143ZM12 149H14V150H12ZM36 149H37V151H39V153H43V154H41V155H39L38 153H37V151H36ZM39 149V150H38ZM45 151H43V150ZM94 149V148H93ZM122 149V150H121ZM137 151H136V150ZM140 149V150H139ZM224 149L225 148H223V150H222V148H221V150L224 152ZM17 150V151H18ZM20 150H21V148H20ZM19 150V151H20ZM22 150H24V149H22ZM21 150V151H22ZM33 150L36 152V153H34L33 152ZM114 150H115V153H114ZM121 150V151H120ZM136 151V153H135V151ZM146 150V151H145ZM220 150V151H221ZM17 152V153H20V154H25L26 156H27V151L26 152H24V151H20V152ZM47 151V152H46ZM56 151H57V153H56ZM90 151V152H89ZM100 151V152H99ZM113 151V152H112ZM118 151V152H117ZM119 151H120V154H119ZM129 151V152H128ZM208 151V149L205 151V152H207ZM210 151V150H209ZM49 152V153H48ZM82 153V154H80V153ZM121 152H123V153H121ZM126 152H128V154H126ZM222 152V153H223ZM0 154V161H1V159H2V156H3V154ZM11 153V152H10ZM32 153H34V154H36V155H32ZM47 153V154H46ZM99 153H101L100 154V156H99ZM126 154V156H125V154ZM133 153H135V154H133ZM221 153V152H220ZM224 153H226V152H224ZM260 153H262L261 151H260ZM50 154V155H49ZM58 154V155H57ZM114 154V155H113ZM119 154V155H118ZM133 154V155H132ZM144 154V155H143ZM39 155V156H38ZM44 155V156H43ZM82 155V156H81ZM113 155V156H112ZM122 155V156H121ZM124 155V156H123ZM229 155V156H228ZM32 156H35V157H33L32 158ZM55 156V157H54ZM61 156V155H60ZM81 156V157H80ZM117 156H120V157H117ZM131 156H134V158H138V160H140V162H142L141 164H143V162H144V166L146 167L145 169H147V170H149V169H151V171H154V172H152V175H151V171H150V173H149V171H147V172H145L146 173V175L147 176H152V178H150V180H149V182H151V181H153L154 180V182H151L152 184H148V185H146L145 184V186H147V187H143V185L144 184H142V182L139 184V187H137L136 186V184H138V182H136V181H138V179H137V176H138V170H135V165H134V163L133 162H131L132 160H134L133 159V157H131ZM136 156V157H135ZM145 156V157H144ZM42 157V158H41ZM57 157V158H56ZM63 157V156H62ZM102 157H104V159L102 158ZM139 157H140V159H139ZM230 157V158H229ZM264 157V156H263ZM14 158H17V157H14ZM91 158V159H90ZM99 158H101V159H99ZM120 160V161H118V159ZM122 160H121V159ZM240 158V159H239ZM42 159H45L44 161L46 162H50L52 165H50L48 168H46V170H48V173H47V171L45 170V171H43L44 169H42L41 168V163H43V160ZM104 161H103V160ZM131 159V160H130ZM227 159V160H226ZM239 159V160H238ZM118 161V163H117V161ZM142 160V161H141ZM209 160V161H208ZM52 161V162H51ZM57 161H58V163H57ZM92 161V160H91ZM122 161V162H121ZM248 160H244V162H246V163H249V162H247ZM100 162V163H101ZM129 162V163H128ZM130 162H131V164L133 163V166L130 164ZM238 162V163H237ZM40 163V164H39ZM91 163V162H90ZM116 163V164H115ZM120 163V164H119ZM147 163V164H146ZM210 163V164H209ZM255 163V164H254ZM88 164V165H87ZM118 164V165H117ZM121 164H122V166H121ZM126 164L129 166V164L131 165L130 167H128V166H126ZM200 164H202V166L200 165ZM105 166V168L104 169H106L105 171H104V169H103V167ZM118 166V170H117V173H116V167ZM120 166H121V168H120ZM201 166V167H200ZM74 167H76L77 169H75ZM92 167H93V169H92ZM113 167H114V169L115 170H113ZM72 168V169H71ZM100 168V167H99ZM156 168H157V170L158 171H156ZM198 168H201L202 169V171H201V169H198ZM69 169V170H68ZM131 169V170H130ZM132 169H133V171H132ZM160 169H162V171L160 172ZM164 169V170H163ZM41 170V171H40ZM90 170V169H89ZM167 170V171H166ZM169 170H171L170 172H169ZM87 171V170H86ZM124 171V172H123ZM169 172V174H164V173H162V172ZM226 171V172H227ZM36 172V173H35ZM41 172V173H40ZM74 172V173H73ZM76 172V173H75ZM82 172V173H81ZM173 172H177V174H175L174 175V173ZM42 173L44 174V173H46V174H44L43 176H42ZM71 173H72V175H71ZM98 173V172H97ZM114 173H116V174H114ZM133 173H135V174H133ZM137 173V174H136ZM148 173V174H147ZM181 173V174H180ZM196 173L197 174H200V175H198V177L199 178H196ZM35 174V175H34ZM98 174H100V173H98ZM105 174V173H104ZM114 174V175H113ZM172 176H171V175ZM230 174V175H229ZM81 175H77V176H81ZM93 175V174H92ZM107 175V174H106ZM105 175V176H106ZM170 176V178H168L169 176ZM182 175L184 176V175H186V177L184 176V177H182ZM195 177H194V176ZM72 176V177H71ZM158 176H159V178H158ZM167 176V177H166ZM193 176V177H192ZM203 176V177H202ZM86 177V176H85ZM136 177V178H135ZM232 177V178H231ZM39 178V179H38ZM68 178V179H67ZM82 180H81V179ZM148 179H149V177H147ZM165 178V179H164ZM168 178V179H167ZM107 179H109V178H107ZM170 179V181L172 182V183H174L175 184V186H173L174 184H171L172 185V187L170 186V181H167V180H169ZM204 179V178H203ZM16 180H18V179H16ZM51 180V181H50ZM68 180V181H67ZM78 180H80V181H78ZM103 180V179H102ZM101 180V181H102ZM165 180V181H164ZM228 180V181H227ZM64 181V182H63ZM158 181V182H157ZM199 181H201V183L202 184H200V182ZM36 182H38V181H36ZM55 182V183H54ZM162 184H161V183ZM165 182H167V183H165ZM169 182V183H168ZM11 183V182H10ZM55 185H54V184ZM164 183V184H163ZM177 183V184H176ZM187 183V185L186 186H184L185 184ZM204 183V184H203ZM222 183V184H221ZM11 184H15V182L13 181V183H11ZM73 184H74V182H73ZM190 184H192V185H190ZM198 184H200L199 186L201 187L202 185V189L203 188H205V191H204V189L202 190V189H200V187L199 186H195L194 187V185H198ZM208 184V185H207ZM44 185V184H43ZM53 185V186H52ZM72 185V184H71ZM121 185H120V187H121ZM163 185H165V186H163ZM168 185V186H167ZM206 185V186H205ZM117 186L114 188V189H116L117 188ZM162 186V187H161ZM188 186H191V187H193V189L195 190V193L198 195H200V197H202L201 196V192H202V195H204V198L207 196V198H205V199H203L204 201V208H205V210H204V214L202 213V211L201 212H199V210H202V208L201 207H197L196 205L194 206L193 205V203H192V201H190V192H189V190L190 189H188V190H184V189H187L188 188ZM245 186V187H244ZM20 187V186H19ZM129 187H130V190L128 191L127 189H129ZM137 187V188H136ZM167 187V188H166ZM175 187V188H174ZM185 187V188H184ZM198 187H199V190H201L200 191V193H199V191H197V189H198ZM2 188V189H1ZM72 188H74L73 186L70 188V190L72 191ZM123 188V187H122ZM132 188V189H131ZM139 188V189H138ZM163 188H165V189H168V190H164ZM173 188H174V190H173ZM206 188H207V190H206ZM261 188H262V190H261ZM3 189H5V190H3ZM6 189H8L7 187H2V186H0V205L2 206L1 207V209L3 208V205H7L8 203V205H7V207L5 206L2 210H0V211H2V212H0L1 213V216L2 217H4L6 214L8 215V214H11V213H13V214H15V213H18V211H20L21 213H18L19 214V216H18V214H15V215H17V217L19 218L20 216H22V218L23 217H25V218H23V220L24 221H22V218H21V220H20V218H19V221L17 220L16 221V223H14V225H16V227L14 228L15 229V231H17L18 230V232L17 233H19V234H23L24 235V233L27 235L28 233H30L31 232V230H32V225L34 226V225H36L37 223V226H39V224H42V222H44L45 221V219H46V217L47 216H49L48 218H47V220L49 219L50 221H52L53 219H55V218H58V217H56V215L58 216V213H57V208H58V206L60 205L59 203H54L53 201V203L50 201V200H46V202L45 203H43V205L44 206H37V205H39L38 203H36V205H35V203H33L31 200H28V201H26L25 200V197H23V195L24 194H22V193H24V192H21L20 190H22L23 191V188H20V190H19V193H20V195L22 196H20L21 197V199H20V197L19 196H15L14 198H11V192L13 193V191H10V187H9V189L8 190H6ZM51 189V188H50ZM105 189V188H104ZM103 189V190H104ZM113 189V190H114ZM145 189V190H144ZM246 189V190H245ZM249 189V190H248ZM258 189V190H257ZM112 190V192L114 193V191ZM117 190V189H116ZM115 190V194H113L112 192L111 193H109V194H111V195H109L110 196V199L112 198V196H114V198H117L116 200H118L119 199V197H121L122 196V193H121V195H120V193H119V191H122V190H120V189H118L117 191ZM124 190V189H123ZM140 190V193L138 192V191ZM146 191V192H144V191ZM215 190V191H214ZM243 190H245L244 192L245 193H247L248 194V192L250 191V194H249V198H246V197H248V195L247 194H245L244 192H243ZM248 190V191H247ZM251 190H252V192H251ZM253 190H255V191H253ZM257 190V191H256ZM109 190H107V192H108ZM137 191V192H136ZM163 191V192H162ZM165 191V192H164ZM186 191V192H185ZM247 191V192H246ZM103 192V194L101 193V195H104L105 194V192L104 191H102ZM106 192V193H107ZM117 192V193H116ZM134 192H135V194H134ZM184 192V193H183ZM198 192V193H197ZM203 192L205 193V194H203ZM210 193V196L208 197V195H207V193ZM215 193L216 192V195L215 194H212V193ZM241 192H242V196H241ZM159 193V194H158ZM208 193V194H209ZM218 193V194H217ZM258 193V192H257ZM264 193V192H263ZM14 194V193H13ZM113 194V195H112ZM128 194V195H129ZM137 194H139V195H137ZM187 194V195H186ZM220 194V195H219ZM101 195H100V197H101ZM106 195H108V193L106 194ZM120 195V196H119ZM133 195V196H132ZM146 195V196H145ZM184 195H186V196H184ZM189 195V196H188ZM199 195H198V197H199ZM213 195V196H212ZM109 196L107 197V196H103L104 198H109ZM183 196H184V199H183ZM215 196H219V197H221V198H223V200H226V201H223V202H225L226 203V206L223 208L222 207V205L224 206V204L225 203H223V202H221L222 204H220L219 202L222 200V199H220V198H214ZM244 196H245V199H244ZM10 197V198H9ZM19 197V198H18ZM145 197H147V198H145ZM162 197V198H161ZM164 197V198H163ZM188 198V202H187V198ZM199 197V198H200ZM212 197L214 198V199H212ZM16 198H18V200L20 199V201H21V203H18V204H16V202H18V200L16 199ZM73 198V197H72ZM106 198V199H107ZM122 198V197H121ZM120 198V199H121ZM141 198H140V200H141ZM151 198V199H150ZM165 198H166V200H165ZM211 200H210V199ZM225 198V199H224ZM16 199V200H15ZM76 199H77V197H76ZM113 199V198H112ZM111 199V200H112ZM129 199H128V201H129ZM163 199V200H162ZM185 200V204H184V202L182 203V201L183 200ZM207 199V200H206ZM216 199V200H215ZM219 199V200H218ZM247 199H249V200H247ZM7 200V201H6ZM24 200V201H23ZM69 200H72V201H74V198L73 199H69ZM111 200H110V202H109V204L111 203ZM115 199L114 200H112V202H114L113 203V207H111V205H112V203H111V205H110V207H111V209L112 208H114L115 206V204H117V201H116ZM125 200H127L126 198L124 199V201H123V204L125 203H127L128 201H126L125 202ZM139 200V199H138ZM162 200V201H161ZM201 200H202V198H201ZM211 201V203H209V202H206V201ZM215 200V201H214ZM2 201V202H1ZM11 203H10V202ZM16 201V202H15ZM19 201V202H20ZM22 201L26 204H24V206L22 205V208H21V206H19V204L21 205L22 204ZM75 201H77V200H75ZM74 201V202H75ZM97 201V200H96ZM100 201H104V199L103 200H100ZM115 201H116V203H115ZM118 201H120V200H118ZM191 203H190V202ZM213 201H214V203H213ZM217 201H219L218 203H217ZM248 201H249V203H248ZM4 202V203H3ZM15 204H14V203ZM98 202V201H97ZM130 202V201H129ZM138 202V201H137ZM140 202V201H139ZM143 203H144V200L142 201ZM164 202V203H165ZM177 202V203H176ZM251 202V203H250ZM3 203V204H2ZM46 203H48V204H46ZM102 203V202H101ZM99 204L100 206H98V207H100L99 208V210L101 209L102 210V207H101V205L103 206H105V204ZM104 203V202H103ZM141 203V202H140ZM173 203V204H172ZM188 203H190L189 205H188ZM206 203H207V205H206ZM216 206H214L213 204ZM12 204H14V205H12ZM58 206H57V205ZM94 204L96 205L97 203H95V201H94ZM119 204H122V201L121 202H119ZM119 204L118 205H116V206H118L119 207V209H120V206H119ZM171 204H172V206H171ZM179 204V205H178ZM182 204V205H181ZM210 204H211V207H210ZM218 204H220V205H218ZM228 204H229V208H228ZM94 205V210H95V208L97 209L98 207L97 206H95ZM180 205H181V207H180ZM9 206H12L11 208H9ZM16 206H18V208L16 207ZM73 206L75 207V208H77V205H76V202H75V204L73 203ZM177 206V207H176ZM186 206L190 209H188V208H186ZM161 207H163V206H161ZM176 207V208H175ZM180 207V208H179ZM183 207V208H182ZM185 207V208H184ZM190 207H192V208H190ZM206 207H207V209H206ZM6 208H8V209H11V210H9V211H7V209ZM16 208V209H15ZM178 208V209H177ZM201 208V209H200ZM214 208V209H213ZM216 208V209H215ZM103 209H105V208H103ZM106 209H110V208H106ZM116 209V208H115ZM114 209V211L112 210V212L113 213H115V211H117V209L115 210ZM118 209V210H119ZM170 209V208H169ZM225 209H227V210H225ZM228 209H231V210H228ZM15 210V211H14ZM18 210V211H17ZM77 210L79 211L80 210V208L78 209L77 208ZM95 211L96 213L98 212H102L101 213V215H102V217H101V219H100V216H99V218H98V216L96 215V219H98L97 220V224L100 222V223H102L103 225L105 224V226L103 227V225L101 226V228L99 227L100 226V224H99V226H98V228H97V230H101L102 229V227H103V230L101 231V232H104L103 234H105V230H107V229H109V227L107 228V226H106V224H108V223H106L107 221H105L106 220V217L109 215V216H114V214H112L111 215V211L109 212V210H108V212H107V210L104 212L103 210L101 211ZM4 211V212H3ZM5 211H7V212H5ZM11 211V212H10ZM14 211V212H13ZM81 211V210H80ZM171 211V209H170V212H172ZM104 212V213H103ZM110 213V214H106V216H105V213ZM118 212V211H117ZM180 212V214H182ZM6 213V214H5ZM55 213V214H54ZM95 213V214H96ZM119 213V212H118ZM231 213V214H230ZM233 213V214H232ZM3 214H4V216H3ZM41 214H43V219H44V221H43V219H42V217L40 216ZM45 214V215H44ZM47 214V215H46ZM53 214V215H52ZM100 214V213H99ZM104 214V215H103ZM115 214H117V213H115ZM200 214H202V215H200ZM51 215V216H50ZM233 215V216H232ZM46 216V217H45ZM55 216V217H54ZM107 217V218H109V221H110V217ZM112 216V217H113ZM170 216H172V218H173V215H171V214H169V215H167V217H169L170 219H171V217ZM187 216H189L190 217V219L191 220H193V221H191L190 219H189V217H187ZM53 219H52V218ZM112 217H111V219H112ZM116 217V216H115ZM234 219H233V218ZM84 218V215L83 216H81V218H80V220L82 221V219ZM38 219H42L41 221H39ZM52 219V220H51ZM85 219V218H84ZM83 219V220H84ZM95 219V220H96ZM37 220V221H36ZM46 220V221H47ZM94 220V219H93ZM94 220V221H95ZM108 220V219H107ZM112 220H114L115 221V219H114V217H113V219ZM190 222H189V221ZM197 220V221H196ZM236 220V221H235ZM36 223H35V222ZM39 221V222H38ZM103 221H104V223H103ZM122 221V220H121ZM171 221V220H170ZM169 221V225H170V222ZM184 221H186L187 222V224H185L186 222H184ZM196 221V222H195ZM41 222V223H40ZM161 222V223H160ZM189 222V223H188ZM193 222V223H192ZM237 223V224H235V223ZM52 222H50V224H51ZM110 223V222H109ZM112 223V222H111ZM182 224V225H180V224ZM196 225H195V224ZM233 223H234V225H233ZM49 224V225H50ZM81 225H79V226H82V223H80ZM172 224V223H171ZM183 224H185V226H183ZM110 225V224H109ZM156 225H157V227H156ZM163 225V224H162ZM173 225V224H172ZM180 225V227L181 228H179V229H182V230H180V231H178L179 229H178V226ZM235 225L238 227L237 229L235 228ZM240 225V226H239ZM48 226V225H47ZM171 226V225H170ZM192 226V227H191ZM193 226H194V228H195V226H196V228L194 229L193 228ZM46 226H41L40 227V229L39 230H37V231H41L42 229H44ZM184 227H186V228H184ZM17 228V229H16ZM31 228V229H30ZM158 228V231L156 230ZM167 228V229H166ZM184 228V229H183ZM190 228V229H189ZM192 228V229H191ZM236 229V231L237 232H235V229ZM161 229V228H160ZM173 229H176V230H174L173 231V233L171 234L170 233V231L171 230H173ZM233 229H234V231H233ZM252 229V230H251ZM100 230L98 231V234H101V233H99L100 232ZM170 230V231H169ZM242 232H241V231ZM254 230V231H253ZM30 231V232H29ZM86 231H88L89 232V230H86ZM155 233H153V232ZM169 231V232H168ZM177 231V232H176ZM27 232V233H26ZM106 232H108L109 233V231L107 230ZM139 232V231H138ZM158 232V233H157ZM174 232H175V235H174ZM198 233V235H197V233ZM234 232V233H233ZM247 232V233H246ZM251 232V233H250ZM108 233H106V237L103 235V234H101V235H96V234H94V236L96 237V238H98V241L95 239V238H93L94 240H95V245H99L98 247H96V246H94V247H92L93 245H92V243L90 244V245H92V246H89L88 247V243L89 242H93L94 243V240L92 241L91 239H92V236H91V238H90V236L87 238L88 240H89V238H90V240L91 241H88V240H84L85 241V243H84V241H81V242H83L84 243V245L82 244V243H80V244H82V246H87L86 247V249H88V250H90V248H93L92 249V251H89V252H92L91 254H93V255H91L87 250H86V252L84 251V257L82 256V261L80 260L79 261V263L80 262H82V263H80V264H95V262L98 260L97 258L100 256L99 255V253L100 252H102V251H104V248H105V250L110 246V245H108L107 243H108V241H107V243H106V240L108 239V237H109V234ZM148 233V232H147ZM177 233H178V235H177ZM180 233V234H179ZM188 233H190L189 231L187 232V233H185L186 235L188 234ZM235 233H237V234H235ZM88 234V233H87ZM89 234H90V232H89ZM91 234H93V232L91 233ZM165 234V235H164ZM191 234H189V235H191ZM199 234H201V236L199 235ZM235 234V235H234ZM250 234V235H249ZM258 234V235H257ZM261 234H263L262 236H261ZM104 236V238L102 237V239L100 238V240H101V244L99 243L100 242V240H99V236L101 237V236ZM111 235H114V234H112L111 233ZM110 235V237L112 238V236ZM156 236V237H154V236ZM182 235V236H181ZM245 235V236H244ZM257 235V236H256ZM259 235L261 236V237H259ZM93 236V237H94ZM98 236V237H97ZM152 236V237H151ZM180 236V237H179ZM241 236V237H242ZM246 236H248V237H246ZM113 237H115V235L113 236ZM173 237V238H172ZM235 237V238H234ZM237 237V238H236ZM259 237V238H258ZM107 238V239H106ZM200 238V239H199ZM201 238H203V239H201ZM239 238V239H238ZM250 238V239H251ZM104 239H106V240H104ZM164 238H160L159 237V241H161V242H163L164 240H163ZM244 239V240H245ZM262 239L264 240V238L262 237ZM261 239V240H262ZM102 240L104 241V242H102ZM108 240H110V238L108 239ZM147 240V241H146ZM163 240V241H162ZM243 240V239H242ZM242 240L240 241L241 243H243L242 244V249L244 250H239V249H237L236 247H237V245H238V248H240L239 247V242H234V243H236V244H233V242L231 243L232 244V247H230V248H232L231 250H230V252L229 253H231V252H234V250H235V252L236 251H238V252H236V253H238V255H241L242 254V256L241 257H243V255H244V257L243 258H241V257H239V258H241V259H238V258H235V257H232L233 256V254L235 253H233L231 256L229 255V256H226V258H228L229 257V259H231V260H229V259H226V261L224 260V264H245L243 261H248V262H246V263H252V264H264V260H262V258L264 257V248H263V246H261L260 247V245H264V243H258V244H256L255 243V246L256 247H254L253 245L250 247V246H248V244L249 243H247L246 241L244 242V240H243V242H242ZM260 240V241H261ZM261 241V242H264V241ZM87 241H88V243H87ZM98 242V243H97ZM169 242H171V241H169ZM202 242V243H203ZM245 243H247V244H245ZM88 244V245H87ZM137 244V243H136ZM199 244V245H200ZM226 244V245H225ZM102 245V246H101ZM153 245V246H152ZM234 245H236L235 247H233ZM250 245V244H249ZM102 248H101V247ZM105 246V247H104ZM108 246V247H107ZM137 246H139L140 247V249L142 248L141 247V245H137ZM152 246V247H151ZM210 246H211V248L213 249H211L210 248ZM257 246H259L260 247V249L257 247ZM136 247V246H135ZM139 247H138V249H139ZM246 247V248H245ZM250 247V248H249ZM95 248V249H94ZM97 248V249H96ZM137 248V247H136ZM151 248H153V250L151 249ZM198 248H200V246H198ZM229 248V247H228ZM254 248V249H253ZM256 248V249H255ZM98 249H101V251L100 250H98ZM211 250V251H209V250ZM234 249V250H233ZM259 249V250H258ZM94 250H96V251H100L99 253H97L96 254V251H94ZM216 252H215V251ZM263 250V251H262ZM140 251V250H139ZM148 251V252H149ZM153 251V252H152ZM154 251H155V253H154ZM213 251V252H212ZM243 251V252H242ZM95 252V253H94ZM142 252V251H141ZM140 252V253H141ZM228 253V254H229ZM236 253H235V255H236ZM240 253V254H239ZM253 253V254H252ZM37 255H40V254H38V253H36ZM153 254V255H152ZM205 255L206 257L208 256V258L210 257V256H212L211 254H210V256L209 255ZM217 254V253H216ZM250 254V255H249ZM110 255V256H109ZM108 255V262L109 263H111L112 264V262L115 264V262H114V259H112V258H114L113 256H111V254H109ZM238 255H237V257H238ZM247 255H248V257H247ZM126 256V255H125ZM124 256V257H125ZM155 256L154 257H152V258H154V260H156L155 259ZM6 257V256H5ZM4 257V258H5ZM213 257H215V256H213ZM2 256H0V264H15L14 262H12L11 260H9L7 257V259L5 258L4 259ZM39 258H40V256H39ZM39 258L37 257L36 259H35V262H36V260H37V262H38V260H39ZM84 258H85V260H84ZM125 258H127V256L125 257ZM151 258V257H150ZM260 258V259H259ZM233 259H235V260H233ZM242 259H244V260H242ZM264 259V258H263ZM153 260V259H152ZM259 260V261H258ZM10 261V262H9ZM40 261V260H39ZM150 261H151V259H150ZM149 261V262H150ZM208 261H210V258H209V260ZM227 261H228V263H227ZM250 261V262H249ZM35 262H34V260L33 261H31L30 263H34L35 264ZM36 262V263H37ZM154 262V261H153ZM211 262V261H210ZM209 262V263H210ZM24 263V262H23ZM26 264H28L27 262H25ZM97 263V262H96ZM151 263V262H150ZM212 263V262H211ZM250 263V264H251Z\"/></svg>","mask_w":264,"mask_h":264}]
</instances>
